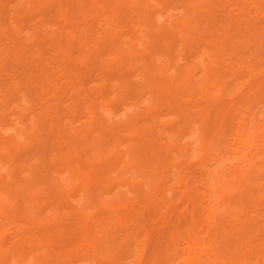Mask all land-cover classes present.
Listing matches in <instances>:
<instances>
[{"label": "bare ground", "instance_id": "obj_1", "mask_svg": "<svg viewBox=\"0 0 264 264\" xmlns=\"http://www.w3.org/2000/svg\"><path fill=\"white\" fill-rule=\"evenodd\" d=\"M49 1H51V2H49ZM47 0V2H49V3H47L46 1H45V4H46V6H45V4H44V2L43 1H39V2H37V8H39L38 10L39 11H42L43 12V9L44 8H46V10H45V12H48V14L50 13L48 10H51L50 8H52L53 6V4L55 5V2L57 3H60V6H62L63 5V7L64 8H62V13H61V11H58V9L56 10V12H55V14L56 15H61L62 16V23H60V25H59V27H61V28H59V32L53 37L54 39H56V47H58V46H61V47H59L60 49V51L61 50H63V48H67V49H64V50H66V51H64V52H66L64 55H65V57H61V59L59 60L60 61V65H62L64 68L63 69H65V68H67L66 69V72L69 70V72L71 73H69L73 78H74V76L75 77H77V78H74L75 80H77V83H79V81H81L82 79H81V75H79V73H81L82 71V68H80L81 70H80V72H79V69H78V67H76L75 68V66H76V60H77V58L75 59V62H74V60L71 58L72 56H73V54H72V52L73 51H75L74 50V48H76V46L75 45H73V42H72V44H71V41H69L68 39L70 38H68L67 37V35H66V32L64 33V30H65V28H67V27H69L70 26V24H72L73 22L72 21H74L76 18L74 17V15H75V13H74V11H75V4H76V0H68L69 2L67 3V1H66V3H63L64 1L62 0ZM52 1H53V3H52ZM55 1V2H54ZM86 1V0H85ZM116 1V0H115ZM181 1V0H180ZM186 2V5H185V8L184 9H186V11H185V15H186V17H185V15H184V17H185V19H183V21H180L179 20V22L177 23L178 25H179V27L177 26V31L178 32H180V31H184V30H199L198 32H195V33H198L199 34V38H203V37H206V36H203L202 34L205 32V34L204 35H207L208 36V34H213L214 32H215V30H219V28H223L224 26H225V23L226 22H228L227 21V19H228V17H226V21H224L225 19V16H224V18H223V20H217V21H219V22H221L220 24H218V28H216L215 30H213V29H211L212 27H208L209 25L207 24V20L203 17L204 15H207L208 14V12H204L203 14L204 15H202L201 13H202V10H201V8L202 7H206V5H207V2H205L204 0L202 1V3H201V1L199 2V1H193L192 0V2H191V0H183V1H181V2H183L184 4H185V2ZM206 1H208V0H206ZM213 1V0H212ZM217 0H214V2H211V3H209L208 2V4H209V6H211V4H216L217 2H216ZM221 2V3H223V5H224V8H225V6H226V4H229V3H227L228 1H231V0H225V2H226V4H224V0H218V2ZM26 2V1H25ZM31 2V1H30ZM62 2V3H61ZM84 2V1H83ZM90 2H92V1H90ZM139 3H138V5L134 8V9H136V11H138V14L140 15H137L138 17H140V19H142L143 21H144V19H145V21H146V23H145V21H144V23H145V25L144 26H146V27H148V34L147 35H152V36H150V39L152 38V37H154L155 35V33L158 35L159 33L160 34H163V32H161V31H163L164 30V33H167L166 31H165V29H162L161 27L160 28H157V27H155L154 26V24H153V22H152V20L151 19H149V13H150V9L148 8V6H146V4H144L141 0L140 1H138ZM189 2H191V3H189ZM200 3L199 5H201V4H203L204 6H200V8H198L197 7V5L198 4H196V3ZM218 3V5H220L221 7H223L222 5H221V3ZM2 4H0V5H2V8H1V12L3 13L2 15H3V19L4 20H6V19H8L9 20V18H8V16L7 15H5L6 14V11H5V3H3V2H1ZM27 3V2H26ZM204 3H206V5L204 4ZM240 3V2H239ZM244 3V2H243ZM34 4H36V3H34ZM67 4V5H66ZM69 4V5H68ZM90 4V3H89ZM111 4V3H110ZM196 4V5H195ZM77 5V4H76ZM116 5V4H115ZM119 5V4H118ZM134 5V4H133ZM243 5V4H242ZM262 5V4H261ZM68 6V7H67ZM78 6V5H77ZM95 6V5H94ZM98 6V5H97ZM186 6H187V8H186ZM4 7V8H3ZM50 7V8H49ZM79 7V6H78ZM111 7V6H110ZM208 7V6H207ZM227 7V6H226ZM49 8V9H48ZM57 8V7H56ZM77 8V7H76ZM198 8V9H197ZM209 8H211V7H209ZM258 8V7H257ZM262 8H264V7H262L261 6V9ZM53 9V8H52ZM55 9V8H54ZM53 9V10H54ZM87 9V8H86ZM92 9V8H91ZM187 9H189L190 10V12H189V10H188V12H187ZM200 9V10H199ZM110 10V9H109ZM121 10V8L119 7V6H115V7H113V9H112V11L113 12H115V15H114V17L116 16L117 18H118V20H120V21H122V19L121 18H125V19H127V15L125 14V12H123L124 11V9H123V11L121 12L120 11ZM194 11V14H193V17L195 18V20L194 21H192V18H191V16H190V13L192 14L193 12H191V11ZM199 10V11H198ZM225 9H222V11H224ZM52 11V10H51ZM201 11V13H199ZM208 11V10H207ZM262 11H264V10H262ZM54 12H53V14H51L52 16H51V18L53 17V15H54V17L56 16L55 14H54ZM59 12V13H58ZM89 12V11H88ZM225 12V11H224ZM83 13V12H82ZM86 13V12H85ZM201 14V15H199V14ZM253 13V12H252ZM14 14V13H13ZM16 14V13H15ZM14 14V15H15ZM134 14V13H133ZM184 14V13H183ZM188 14V15H187ZM211 13H209L208 15H210ZM224 14V13H223ZM18 15V14H17ZM20 15V14H19ZM78 15H80V14H78ZM83 15V14H82ZM196 15V16H195ZM205 16L206 18L207 17H209V16ZM224 15H227L226 13L224 14ZM251 15V14H250ZM249 15V16H250ZM44 16V15H43ZM58 16H56V18L54 19V21H59V17ZM143 16V18H141ZM190 16V17H189ZM228 16V15H227ZM53 17V18H54ZM115 17V18H116ZM203 18V19H205L206 20V22L205 23H203L205 20H201V18ZM43 18V17H42ZM78 18V17H77ZM86 18V17H85ZM93 18V17H92ZM117 18H116V20H117ZM196 18H197V20H196ZM211 18V17H210ZM221 18V19H222ZM241 18V17H240ZM243 18V17H242ZM13 19V18H12ZM105 19V18H104ZM137 19V18H136ZM186 19H187V21H190L189 23H186L187 21H186ZM214 19V18H213ZM250 19H252V18H250ZM11 20V19H10ZM78 20V19H77ZM139 20V19H138ZM211 20V19H210ZM120 21H118V22H120ZM185 21V22H184ZM198 21H200V22H202L203 24H201L200 22H198ZM241 21V20H240ZM239 21V22H240ZM37 22V21H36ZM40 22V21H39ZM44 22V21H43ZM77 22V21H76ZM85 22V21H84ZM113 22V21H112ZM117 22V23H118ZM198 22V24L199 25H194V23H197ZM248 24H245L246 25V27H245V25H243L244 27H239L238 28V30H237V32H240V33H238V35H239V37H238V35H237V33L236 34H233L234 36H236L237 35V37L239 38V39H241V42H245L247 39V41L248 42H251V38L249 37V35L252 37L253 36V38L255 37V38H257V37H261V35H262V37H264V27H262L261 26V28H262V30L260 29V26L259 27H257L256 26V28L255 27H253V26H251V28H255V29H259V30H256V31H254L255 32V34H254V32H252L251 31V28H250V26H249V24L250 25H253V23H252V21L251 20H247L246 21ZM3 23V22H2ZM110 23V22H109ZM116 23V22H115ZM116 23V24H117ZM192 24L193 25V27L195 26L196 27V29H192V27L190 26H188L187 24ZM208 23H209V21H208ZM215 23H216V21H215ZM245 23V22H244ZM252 23V24H251ZM58 24V23H57ZM78 24V23H77ZM86 24H87V22H86ZM121 24V23H120ZM123 24V23H122ZM121 24V25H122ZM190 24V25H191ZM204 24H205V26H204ZM207 24V25H206ZM222 24V25H221ZM241 24V23H240ZM84 24L82 23V26H83ZM91 25V24H90ZM110 25V24H109ZM202 25V26H201ZM211 25V24H210ZM213 25V24H212ZM224 25V26H223ZM43 26H45V25H43ZM75 26V28H76V23H75V25H72V27L70 26V28H73ZM82 26H81V28H82ZM118 26H119V23H118ZM117 26V27H118ZM123 26V25H122ZM220 26H222V27H220ZM255 26V25H254ZM37 27V26H36ZM80 27V26H79ZM87 25H86V28L85 29H87ZM113 27V26H112ZM116 27V26H115ZM123 27H125V26H123ZM122 27V28H123ZM181 27V28H180ZM206 29H204V28ZM13 28V27H12ZM17 28V27H16ZM93 28V27H92ZM101 28V27H100ZM108 28V27H107ZM114 28V27H113ZM120 28V27H119ZM122 28H120V29H122ZM128 28V27H127ZM191 28V29H190ZM201 28V29H200ZM202 28L204 29V30H202ZM237 28V27H236ZM235 28V29H236ZM246 28V29H245ZM248 28H249V31H248V38H246V36H247V34L246 33H244L245 32V30H248ZM182 29H184V30H182ZM242 29H243V32H241L242 31ZM255 29H252V30H255ZM34 30V29H33ZM73 30H74V28H73ZM82 30H84V29H81V31ZM88 31H89V29H87ZM92 30V29H91ZM187 30L186 31H184L185 33H187ZM213 30V31H212ZM14 31V30H13ZM35 31V30H34ZM44 31V30H43ZM56 31V30H55ZM105 31H108V30H105ZM119 31V30H118ZM125 31V30H124ZM176 31V30H175ZM174 30L173 31H168V32H170V33H167L166 34V36H165V34H163V36H165L167 39V42L166 43H168L169 42V44H167V45H169V46H171V47H167V45H165L166 46V49L168 50V52H169V50L170 49H173L174 50V48H175V46L174 45H176V47H177V44L178 43H176V41L174 40V38H172V37H176L175 36V33L177 34L178 32L176 31L175 32ZM202 31V32H201ZM209 31V32H208ZM211 31V32H210ZM227 31V30H226ZM254 34H250L251 32ZM33 32V31H32ZM39 32V31H38ZM72 32V31H71ZM80 32V31H79ZM85 33H86V31H84ZM90 32V31H89ZM92 32H94V31H92ZM92 32H91V34H92ZM99 32H101V31H99ZM120 32H121V30H120ZM224 32V31H223ZM247 32V31H246ZM30 33V32H29ZM37 33V32H36ZM35 33V34H36ZM123 33V32H122ZM121 33V34H122ZM174 33V34H173ZM192 33H194V32H192L191 31V34H190V32L188 33L189 35V37L186 39V40H188L190 37H192ZM241 33H243V34H241ZM11 34V33H10ZM13 34V33H12ZM68 34V33H67ZM71 34V33H70ZM73 34V33H72ZM81 35H83V36H85L84 34H83V32L82 33H80ZM79 34V36H81ZM94 34V33H93ZM101 34V33H100ZM118 34H120L119 32H118ZM118 34L117 33H113V32H107L104 36H103V39L102 40H98V39H95V40H87L85 37V39H83V36H81L82 37V39H83V41H82V44L85 46V44L87 45L88 44V42H89V44L88 45H90L91 47H93V49H91V51H90V49H87V50H85V53L82 55V57H80L81 58V60L79 61L80 62V64L79 65H82V64H84L83 65V67L86 69V70H89V69H94V68H99V63L101 62V61H104V58H101V56H102V54H103V52H104V50H105V52H107V50H109V51H111V53L112 54H117V55H115L116 57H118V59L120 60H117V61H115L114 63H116V64H114L113 62V64H109V66H106V65H104V66H106V67H102V71H103V74H104V76L105 77H107L108 75H112V74H115L116 76L118 75L120 78H121V80L119 81L115 76V79H117L116 81V83H115V85H117V86H119V88H123V93L124 92H126L125 94H127V93H131V91H132V93H134L135 92V90L136 89H138V88H140V87H142L141 89H139L138 90V95H139V93L141 92V94L140 95H142V94H144V95H148V93L149 94H151L150 96H152L153 98H151V101H150V106H149V108H146V110H140V107H138L139 109L137 110L138 112L140 111V114L137 112V114L136 115H134L135 117H137V115H139V116H143V115H145V116H143L145 119L147 118H150L149 117V113L151 114V110L152 111H154V110H156L157 109V107H160L159 109H157L156 111H154V112H158V114L161 112V111H163L162 110V108H164L165 107V104L168 106H166L167 107V109L169 110V108L170 109H173V110H176V111H173V112H171V113H173V116L174 115H176V118H177V116L179 115V119L177 118V120H180V118H181V116H180V114H182L183 113V115H182V119L180 120L181 121V123H180V121H178L179 123V125H180V127H175V130H174V128L172 129V126H171V124H167L168 126L167 127H165V129L169 132V129L171 128V132L172 133H174V131H175V133L174 134H171L170 132L168 133L166 130L165 131H163V129H162V131L164 132V134H161L162 133V131L160 130L161 128H160V124H159V122L158 121H153L155 118L154 117H151V118H153V119H151L150 118V122H148L147 121V119L145 120L146 122L142 125V122L141 121H138L139 119V117L138 118H135V119H133V116L132 117H129V118H127L125 121H124V123L122 122L120 125L118 124H116V123H114L113 121V124L111 123V124H109V122H107L106 123V121L104 122V119L102 120V118H104V117H102L101 115H100V117H102V118H100L99 117V113H101V112H99L98 113V109L95 107V106H97V105H95V104H92V103H94V102H92V103H89L88 104V102H90V100L91 101H93L88 95H90V94H88L87 95V97H86V94H83V95H81V94H76V93H74L73 95H71V93L74 91V90H70L71 88L73 89V87L74 86H76V82H75V80H73V78L72 77H68L69 78V80H70V83H69V81H68V83H65V85L67 84V86H64V84H63V87L61 86V84H58L57 85V83H53V80H49V78L51 77L50 75V77L48 76V72L47 73H44V71H46V69L44 68V66L42 67V62L44 61V60H41V61H39L36 65H38V68L40 69V72H41V70H43V68H44V70L42 71L43 73H44V75H45V78H46V74H47V76L49 77L48 79L46 78L45 79V83L46 82H48V86L47 85H45L44 84V82H43V85L42 86H47V88H46V90H44L43 88H42V91H43V95L42 96H45L44 94L46 93V95H48L47 93H48V91L49 90H51V91H53V89H52V85H55L56 84V86H54V88H55V91L57 92V94H61V95H63V94H67V92H65L64 93V91H67V90H69V93H70V95L71 96H69V97H71L70 99H72L71 100V104L74 106L75 105V107H76V109L73 111V112H77V113H79L80 112V110H82V109H79V108H83V109H86L88 112H89V115H90V113H91V115H90V117H89V120H87V121H89V123H87L88 125H86L87 126V130H85V129H81V128H79L77 131L76 130H74V129H72V130H74L73 132H72V130H69V131H67L68 129H65L64 128V130L62 129V128H60L61 130H63V131H65L66 130V132H58L57 131V129H58V126L57 125H59V123H60V118H61V112L60 111H62V110H60V109H58V108H60L59 107V105L57 104L56 105V109L54 108V105H53V107H49L48 106V109H47V107H46V109H43V108H41L42 110L40 111V112H42V113H44V116L46 115L45 114V112L47 113V116H48V113L49 112H51L53 109H54V111H52V115H51V113H49V115H50V117H52L53 116V119L51 120V124H49L50 122L49 121H47L46 122V119L45 120H42L43 119V116H40V118H42L41 120H40V118L39 117H37L38 119H36L35 121H37L36 123H35V125H36V127H37V129L35 128V131H33L32 133H34V132H40L41 131V133H42V135H43V133L45 134V136L44 137H46V140H48V139H50L49 141H51L52 142V140H53V144L50 146V147H52L53 146V148L52 149H56L57 150V146L59 147L58 148V150L60 149V148H63V147H65V148H63L64 150H62L61 151V149L58 151H55V154H54V150H51V148H49V147H47V149L46 148H44L43 147V145H41L42 146V148L45 150V152L43 151V149L41 148V149H38V150H40V151H42V152H40L41 154H39V153H37V154H39L38 156L40 157L39 158V160L41 161L42 160V163L40 162V164L39 163H37V164H39L38 166H35V168H33L34 166H31V167H29V169L31 168V170H28V173L27 174H29L27 177L30 179V181H33L34 180V182L36 183L37 181H35V177L33 176V175H35L36 174V176H38L39 174H41V171H42V167L43 166H45L46 164H48V163H51L52 161L54 162H52V164H55L54 166H57V167H59V166H62V168H60V169H63V167H64V169H69V173H70V175L72 174V172H73V176L74 177H72V175L70 176V177H72V178H74V179H72L73 181V183H71V184H69L70 182H71V180L70 179H66V180H70L69 182H66V183H68L69 184V186H71V187H67V185H65L64 187H59V185L57 184V186L54 184L57 180H58V177H57V179H55L53 176L49 179V177H48V181L46 182L47 184H49V194H51V196H52V198H50L51 199V204L50 203H47L48 205L50 204V206H52L53 205V207H54V209L53 210H55L54 211V214L56 215V214H58L59 212H60V209H62V208H64L65 206H63V205H66V207H67V204H65V203H67V201H68V199H66L67 198V196H66V194H68V192L71 194V193H76L77 191H79V190H77L76 191V187L78 186V188H80L81 186L83 187V186H85L84 188H83V190H80L81 192V195H79V197L80 196H82V194H83V192H84V195H85V198L87 199H85L86 200V204H85V202H83V204H85L86 206V208H84V209H87V206H88V208H90V206H92V207H94L93 208V210H95V212L96 213H94V214H99V215H101L102 217H103V215H104V217L106 216V215H110V214H114V216H113V214H112V216L111 217H115V219H109L110 217H108V216H106V218H108L107 220H106V218H104V219H102L101 218V216L99 217V221H98V219L96 218L95 219V217H97V216H99V215H92V216H94L93 218L94 219H91L90 217H87L86 216V218H85V220H83L82 219V221L84 222V224H81V228L80 229H83V230H79L80 231V233H79V231H77L78 232V234L79 235H77V236H75V237H77V238H73L72 236H70V237H72L71 238V241L73 240V239H77V246H73L72 248H76L75 250L74 249H72L71 247H69L70 249H68L67 250V247H65L66 248V250L65 249H61V247L59 246H56V245H50V246H52V247H54V246H56V247H58L60 250H63V251H67L68 253H70L71 254V252H73V253H75V251L76 252H78L79 250H82L83 248H84V250L85 251H87L86 253H84V251L82 250V253L83 254H85V255H82V256H79V257H85V258H83V259H86V257L88 256V258H89V260L88 261H90V259H91V263L90 264H237V261L238 260H241L244 264H250V263H253V264H262V263H264V242H262V243H260V244H257V245H255V246H249V245H245L244 247H242V244L244 243V239H243V235L245 234L246 235V237H248L250 234H252L255 230H257V222L256 221H254V220H250V221H245L244 219H242V217H240L239 219H238V222H237V214H247V207H245V204H244V200H250L251 201V203H253V204H260L262 201H264V185H262L261 183H259L260 182V180L262 179V178H264V140H260V139H264V123H261V125H258L257 123L255 124V123H251V124H246V125H244V127H242L243 126V123H241V127H240V125L239 126H236L237 125V122H236V124H234V122L236 121V116H237V112H238V109H237V105H239V104H237V102H235V101H233L232 102V104L230 105L229 104V102H227L228 104H229V107H227V106H225L226 108H224V106H223V108H218V111H216L217 109H215V107H213L214 109H215V111L213 110V109H209L208 108V110H203V109H205V108H202V109H200L201 111H199V109L197 110V111H199V112H197V114H195V115H193L192 114V112L194 113V110H192V108H194V106L192 105H190V107H189V104H191V103H193L194 101H192L193 99H194V97H196L195 95H198V93H199V95L201 94V96L203 97V98H205L204 100H206L207 99V101H210V102H212L211 100H213L214 98H217V97H219L221 94H222V92L224 91V90H226L225 91V93H230L231 94V92H234V89L235 88H237V83L236 82H234L235 81V79L234 78H232L233 80H231V78L229 79H227V77L226 76H228L229 74L231 75V72H230V69L232 70V68H233V70H234V67L236 68V66L238 65H236V66H234V64L235 63H233V66L232 65H229V66H227L228 68H230L229 69V74H228V72L226 71H224V69L222 68V66L225 64V66H226V64L227 63H225L224 61H225V59L223 60V57L224 56H226V54H224V55H222L223 54V52H224V50L226 49V51H227V54H229L230 52H232V54H234V51H235V48H236V45H232L233 47H231V46H229L230 45V38H225V39H223V40H228L229 39V42L228 43H226L225 41H223L222 40V42H220V40H213L211 43H212V46L214 47H211L212 49H213V51L212 50H210L211 52V54H213V56L215 57H213L211 54H210V56L212 57V58H214V61H213V59H212V62H210L211 61V59L208 61V63H206V64H211L212 63V66L210 65V67H209V65L207 66L206 65V69H207V67H209L208 69H207V71L205 70V72H206V75H205V73H204V75H205V80H204V82H202V83H199V84H197L198 82H195L194 81V75H196V73H197V69L195 68V66L193 67L194 69H192L191 67H188V69L190 70V69H192V70H190L191 71V74H190V72L188 71V69L187 68H185L186 70L185 71H183V72H181V71H178L177 70V68H176V70L178 71V78L179 77H181V78H183V81H181L180 83H178V82H176V79L174 80L173 79V77H172V80H170L169 81V79L171 78H166L167 76L165 75L166 74V70H164L163 68H168V67H162V65L161 66H159V68H158V70H157V68H155L156 66H152L153 64H149V65H145V67H144V69H142L143 71H141V69H139V71H141V73L140 74H142V76L143 77H145L146 78V83H144V81H143V83H144V85L143 86H141V85H139L140 87H137L138 85V83L136 84L137 86H134V84H132V82H131V80L129 79V77H131L130 76V74H132V73H130L129 74V72L131 71L130 69V63H128L127 61V58L129 57V59H130V57L132 56V57H138V56H140L141 58H144V57H142L143 55L142 54H128V52H127V54H124L123 53V50H121L120 49V41H119V37H118ZM197 34V35H198ZM201 34V35H200ZM34 35V34H33ZM36 35H38V34H36ZM154 35V36H153ZM172 35V36H171ZM194 36L196 35V34H193ZM197 35L195 36V37H197ZM209 35V36H210ZM227 35V34H226ZM241 35V36H240ZM244 35V36H243ZM87 36V35H86ZM89 36V35H88ZM148 36V37H149ZM168 36V37H167ZM193 36V38H195ZM202 36V37H201ZM228 36V35H227ZM232 36V35H231ZM257 36V37H256ZM32 37V36H31ZM36 37H38V36H36ZM35 37V38H36ZM81 37L80 38H78V39H80L81 40ZM99 37V36H98ZM101 37V36H100ZM222 37V36H221ZM242 37H244V41L242 40ZM168 38H171V39H173L174 41H172V40H170V39H168ZM177 38V37H176ZM236 38V37H235ZM237 38V39H238ZM250 38V39H249ZM252 38V42H251V44H254L255 42H256V45L257 46H259V48H260V50H264V49H262V48H264V46H262V45H264V44H262L261 46H260V44L259 43H261V42H264V41H260V39H258V40H256V39H253ZM198 39V37L197 38H195V39H189V40H197ZM221 39V38H220ZM237 39H235V40H237ZM15 40V39H14ZM35 40V39H34ZM39 40H41V39H39ZM189 40L188 41H185V44H186V42H188L189 43ZM201 40V39H200ZM226 40V41H227ZM234 40V41H235ZM262 40H264V39H262ZM43 41H44V39H43ZM194 41V42H195ZM217 43L216 45H215V42ZM234 41H231V43H233ZM238 41V40H237ZM246 41V43H247V45H246V43H244L245 45H246V47H248V48H246V49H253V46L255 47V45H250L248 42ZM45 42V41H44ZM58 42V43H57ZM76 42V41H75ZM81 42V41H80ZM191 42V41H190ZM225 42V43H224ZM239 42V41H238ZM259 42V43H258ZM38 43V42H37ZM41 43V42H40ZM79 43V42H78ZM107 43V44H106ZM138 43H139V41H138ZM165 43V44H166ZM176 43V44H175ZM186 44V45H188V46H190L189 44ZM191 43H193V42H191ZM235 43V42H234ZM233 43V44H234ZM107 46H106V45ZM185 44H183L184 46H185V48L183 47V45L181 46V47H183L184 49H186V48H188ZM227 44V45H226ZM236 44V43H235ZM244 44H242L241 43V45L239 44V46H240V48H244L245 46H244ZM259 44V45H258ZM41 45V44H40ZM122 45V44H121ZM197 45V43L196 44H194V46H196ZM237 45H238V43H237ZM249 45V46H248ZM2 46V45H1ZM23 46V45H22ZM55 46V45H54ZM83 46V47H84ZM148 46V45H147ZM197 46H199V45H197ZM196 46V47H197ZM227 48H226V47ZM239 46H237L238 48H239ZM242 46H244V47H242ZM256 46V47H257ZM103 47V48H102ZM129 47V46H128ZM181 47H179V48H175V52H177V50L179 49H181L182 50V48ZM210 47V46H209ZM225 47V48H224ZM235 47V48H234ZM250 47V48H249ZM252 47V48H251ZM256 47H255V49L254 50H256ZM81 48H82V46H81ZM85 48V47H84ZM170 48V49H169ZM191 48V47H190ZM231 50H230V49ZM14 49V48H13ZM102 49H104V50H102ZM123 49V48H122ZM135 49V48H134ZM222 49H224L223 51H222ZM246 49H241V51L242 50H245L246 51ZM258 49V48H257ZM10 50H12V48L10 47ZM73 50V51H72ZM77 50V49H76ZM101 50V51H100ZM173 50H171V52L173 51ZM178 50V53L177 54H180L179 52L181 51H179ZM190 50V49H189ZM229 50V51H228ZM238 50V49H237ZM240 50V49H239ZM9 50H7L6 52H8ZM25 51V50H24ZM59 51V52H60ZM84 51V50H83ZM90 51V52H89ZM103 51V52H102ZM136 51V50H135ZM221 51H222V53H221ZM249 51V50H248ZM258 51V50H257ZM6 52H5V55H6V57L8 58V59H10V61H12V59H13V61H19L18 59V55H16L15 56V54H13L12 53V51L11 52H9L10 54H6ZM29 52V51H28ZM42 52V51H41ZM43 52H44V50H43ZM55 52V51H54ZM64 52H62V53H64ZM129 52L131 53L132 51H130L129 50ZM187 52V51H186ZM186 52L184 53L185 55H188V54H186ZM229 52V53H228ZM240 52V51H239ZM258 52H260V51H258ZM18 53V52H17ZM37 53V52H36ZM173 53V52H172ZM188 53V52H187ZM218 53H219V55H218ZM225 53V52H224ZM241 53V52H240ZM35 54V53H34ZM105 54V53H104ZM103 54V55H104ZM107 54V53H106ZM110 54V53H109ZM108 54V55H109ZM232 54H230L231 55V59L233 58L232 56H234V58H235V56H236V54L235 55H232ZM252 54V53H251ZM260 54V53H259ZM29 55H30V52H29ZM40 55V54H39ZM52 55V54H51ZM61 55H63V54H61ZM81 55V54H80ZM147 55V54H146ZM159 55V54H158ZM253 55V54H252ZM23 56V55H22ZM127 58H126V57ZM183 56V55H182ZM228 56V55H227ZM226 56V57H227ZM262 56H264V55H262ZM21 57V56H20ZM40 57V56H39ZM115 57V58H116ZM220 58V60H222L224 63H222V61H220L219 60V58ZM222 57V58H221ZM230 57V56H229ZM6 58V59H7ZM31 58H32V56H31ZM49 58V57H48ZM47 58V59H48ZM64 58H65V60H64ZM152 58V57H151ZM186 58V57H185ZM233 58V59H234ZM250 58H251V56H250ZM260 58V57H259ZM45 59V58H44ZM46 59V60H47ZM111 59V58H110ZM146 59H148V58H146ZM161 59V58H160ZM165 59V58H164ZM177 59V58H176ZM176 59H175V61H176ZM2 60H4V57H3V59ZM48 60H51V61H48L49 63L46 65V66H49V64H54V63H51V62H53L54 61V59H53V61H52V59L51 58H49ZM62 60H64V61H62ZM7 61V60H6ZM109 61H111V60H109ZM119 61V62H118ZM143 61V60H142ZM141 61V62H142ZM251 61V60H250ZM41 62V63H40ZM47 62V61H46ZM76 63V64H74V63ZM151 62V61H150ZM220 62H221V64H220ZM23 63V62H22ZM25 63H27V62H25ZM34 63V62H33ZM102 63V62H101ZM128 63V64H127ZM148 63V62H147ZM204 63V64H205ZM133 64V63H132ZM171 64V63H170ZM170 64L168 65V66H170ZM246 64H248V63H246ZM3 65V64H2ZM7 65H9V64H7ZM12 65V64H11ZM28 65V64H27ZM36 65H35V67H36ZM43 65H45L44 63H43ZM158 65V64H157ZM221 65V68L223 69V70H221V72H222V76H223V78H224V80L222 79V80H220L219 78L221 77L222 78V76H220L221 75V73H218V69H219V66ZM45 66V67H46ZM62 66H60V67H62ZM78 66V65H77ZM129 66V67H128ZM225 66H223V67H225ZM231 66V67H230ZM241 66V65H240ZM250 66V65H249ZM17 67V66H16ZM51 67V66H50ZM87 67H89L88 69H87ZM91 67V68H90ZM160 67H162V69L164 70H160L161 68ZM187 67V66H186ZM203 67V66H202ZM205 67V66H204ZM227 67H225V70H226V68ZM6 68V67H5ZM22 68V67H21ZM34 68V67H33ZM38 68L36 67V71L34 72V71H32L31 72V70H30V73H29V75L28 76H30L29 77V79L28 78H26L27 80H25V82L26 81H29L30 82V80H32V79H37L38 80V77L39 78H41V76L39 75V70H38ZM47 68H49V67H47ZM52 68H53V66H52ZM55 68V67H54ZM77 69L78 70V72H74L75 71V69ZM130 68V69H129ZM155 68V69H154ZM172 68V67H171ZM248 67H246V69H247ZM100 69V68H99ZM112 69H115V70H112ZM127 69H129V72L128 73H126L125 71H128ZM216 69V70H215ZM250 69V68H249ZM249 69H247L246 71H247V73L249 74V75H245L246 77L247 76H250L249 78L250 79H247L248 81L247 82H242L241 83V86H240V88H241V90L243 91L245 88L247 89V91L246 92H244V93H242V95L244 96V97H246V99H247V97H248V99L250 100V99H252L253 100V96H254V98L256 97L257 98V93H259V92H264V80H262V79H264V77H257L256 76V78H254L253 79V77H255V76H253V74H251V73H253V72H251V71H249ZM76 70V71H77ZM134 70V69H133ZM132 70V71H133ZM171 70V69H170ZM182 70V69H181ZM195 70V71H194ZM63 71H65V70H63ZM74 73V74H72V72ZM188 71V72H187ZM137 72V71H136ZM187 72V73H186ZM233 72H235V71H233ZM17 73V72H16ZM33 73V74H32ZM43 73H40V74H43ZM65 73V72H64ZM63 73V74H64ZM176 73V72H175ZM180 73V74H179ZM184 73V74H183ZM195 73V74H194ZM223 73H225L226 75H223ZM260 73V72H259ZM36 74H38V75H36ZM136 74V73H135ZM171 74V73H170ZM190 74V75H189ZM252 76H251V75ZM34 77V78H32V76ZM43 75V76H44ZM129 77H128V76ZM183 75H185V77L183 76ZM262 75H264V74H262ZM36 76H38V77H36ZM43 76H42V78H43ZM66 76H68V74H66ZM117 76V77H118ZM183 76V77H182ZM260 76V75H259ZM1 77V76H0ZM118 77V78H119ZM134 77V76H133ZM187 77V78H186ZM214 77H215V79H214ZM235 77V76H234ZM237 77V76H236ZM11 78V77H10ZM42 78L40 79V80H42ZM67 78V79H68ZM70 78H72V79H70ZM119 78V79H120ZM124 78V79H123ZM177 78V79H178ZM198 78H199V76H198ZM203 78V77H202ZM211 78L212 79H214V81H212V82H210V80H211ZM257 78H258V80H257ZM44 79V78H43ZM180 79V78H179ZM195 79H196V77H195ZM218 79L221 81V83H220V81H218ZM225 79H226V81H225ZM1 78H0V82H1ZM10 80V79H9ZM13 80V79H12ZM16 79H14V81H15ZM47 80V81H46ZM49 80V81H48ZM72 80H73V82H72ZM79 80V81H78ZM133 80V79H132ZM135 80V79H134ZM145 80V79H144ZM173 81V82H172ZM245 81H246V79H245ZM255 81H257V82H255ZM260 81V82H259ZM3 82V81H2ZM2 82L0 83V86H1V88H2ZM67 82V81H66ZM82 82V81H81ZM175 82V83H174ZM226 83L225 84V87H223V88H221L220 86H222L224 83ZM32 83V82H31ZM83 83V82H82ZM178 83V84H177ZM223 83V84H222ZM10 84V83H9ZM42 84V83H41ZM176 86H175V85ZM219 84H222V85H219ZM13 85V84H12ZM106 85V84H105ZM112 85V84H111ZM250 85V86H249ZM7 86V85H6ZM9 86V85H8ZM29 86V85H28ZM58 86H60V88H63V90L62 89H60V91H59V87ZM73 86V87H72ZM101 86V85H100ZM103 86V87H102ZM101 87L104 89V90H106L105 89V87H104V84L102 85ZM145 86V87H144ZM12 86H9L8 88H11ZM41 87V86H40ZM39 87V88H40ZM70 89H69V88ZM6 87H4V89H5ZM31 88V87H30ZM68 88V89H67ZM136 88V89H135ZM145 88V90H142V89H144ZM216 89L218 92L216 93V94H218L217 96H213L215 93H212V91H214L213 89ZM3 89V90H4ZM58 91H57V90ZM82 89V88H81ZM100 89V88H99ZM245 89V90H246ZM2 90V89H1ZM6 90V89H5ZM4 90V91H5ZM15 90V89H14ZM103 90V91H104ZM15 91H17V90H15ZM40 92H41V89L39 90ZM54 91V92H55ZM134 91V92H133ZM140 91V92H139ZM45 92V93H44ZM56 92L54 93V94H56ZM98 92V91H97ZM101 92V91H100ZM240 92V91H239ZM37 93V92H36ZM49 93H50V91H49ZM83 93V92H82ZM158 93V94H157ZM181 93V95H184V96H188L189 98H192L191 100L190 99H188V101L186 102V104H185V102H184V99H183V103L182 102H180V100H178L179 99V94ZM182 93H184V94H182ZM187 93V94H186ZM197 93V94H196ZM7 94V93H6ZM9 94V93H8ZM57 94H56V96H57ZM76 94V95H75ZM103 94V93H102ZM153 94H156V95H153ZM215 94V95H216ZM4 95V94H3ZM144 95H142V96H144ZM198 95V96H199ZM241 95V96H242ZM10 96V95H9ZM36 96V95H35ZM34 96V97H35ZM41 96V98L43 99L44 97H42ZM186 96V97H187ZM200 96V97H201ZM233 96V95H232ZM242 96V97H243ZM28 97V96H27ZM38 97V96H37ZM48 97H49V95H48ZM52 97H53V94H52ZM88 97H89V99H88ZM234 97V96H233ZM242 97H241V99H242ZM260 97V96H259ZM29 98H30V96H29ZM54 98V97H53ZM130 98V97H129ZM149 98V97H148ZM181 98V97H180ZM198 98V97H197ZM203 98H201V100L203 99ZM235 98V97H234ZM237 98V97H236ZM40 99V98H39ZM186 98H185V100H187ZM245 99V98H244ZM34 100H36V99H34ZM87 100H88V102H87ZM96 100V99H95ZM129 100V99H128ZM133 100V99H132ZM230 100V99H229ZM243 100V99H242ZM255 100V99H254ZM257 100V99H256ZM255 100V101H256ZM31 101V100H30ZM48 101V100H47ZM57 101V100H56ZM72 101H73V103H72ZM139 101V100H138ZM179 101V102H178ZM192 101V102H191ZM206 101V102H207ZM215 101V100H214ZM247 101V100H246ZM84 102H86L85 104H87L86 105V107H84ZM96 102V101H95ZM140 102V101H139ZM165 102V103H164ZM197 102V101H196ZM195 102V103H196ZM201 102H203V101H201ZM200 101H199V103H201ZM205 102V103H206ZM230 102H231V100H230ZM235 102V103H234ZM243 102V101H242ZM245 102V101H244ZM251 102V101H250ZM258 102V101H257ZM135 103V102H134ZM143 103V102H142ZM249 103V102H248ZM163 106V107H161V105ZM173 104V105H172ZM184 104V105H183ZM194 104V103H193ZM242 104V103H241ZM38 105H41V107L43 106V102H41V104H40V102L38 103ZM178 105V106H177ZM199 104H197V106H198ZM224 105V104H223ZM152 106V107H151ZM155 106H157L155 109H154V107ZM174 106H176L175 108H177L179 111H177V109H175L174 108ZM243 106V105H242ZM58 107V108H57ZM166 107L164 108V110L166 109ZM172 107V108H171ZM185 109H184V108ZM248 107V106H247ZM20 108V107H19ZM45 108V107H44ZM50 108V109H49ZM96 108V109H95ZM102 109H106V108H103V107H101ZM100 108V109H101ZM184 110H183V109ZM191 108V109H190ZM217 108V107H216ZM243 108V107H242ZM58 109V110H57ZM91 109V112L89 111V110ZM149 109V110H148ZM181 109L183 110V111H181ZM44 110V111H43ZM60 110V111H59ZM103 110V111H104ZM107 110V109H106ZM191 110V111H190ZM213 110V111H212ZM250 110V109H249ZM79 111V112H78ZM100 111V110H99ZM147 111H150V112H147ZM204 111H206L207 113H204ZM245 111H247V110H245ZM39 112V111H38ZM106 112V111H105ZM104 112V113H105ZM110 112V111H109ZM170 112V111H169ZM202 112H203V115H202ZM251 112V111H250ZM77 113H74V115L76 116V114ZM103 113V112H102ZM104 113H103V115H104ZM108 113V112H107ZM112 113V112H111ZM175 113V114H174ZM178 115H177V114ZM191 113V114H190ZM195 113H196V111H195ZM199 113H200V115H202V117L199 115ZM240 113H241V111H240ZM39 114V113H38ZM247 114H248V111H247ZM39 115H41V114H39ZM160 115V114H159ZM238 115H239V113H238ZM24 116V115H23ZM152 116V115H151ZM173 116H172V118H173ZM193 116L195 117V116H197V117H195V119L193 118ZM201 117V119H200V117ZM243 116V115H242ZM46 117V116H45ZM199 117V119H200V121L197 119ZM253 117V116H252ZM252 117H251V119H252ZM240 118V117H239ZM49 119V118H48ZM51 119V118H50ZM49 119V120H50ZM157 119V118H156ZM235 119V120H234ZM242 119L244 120L245 119V117L243 118L242 117ZM241 119V120H242ZM25 120V119H24ZM169 120V119H168ZM177 120H175V122L177 121ZM250 120V119H249ZM22 121V120H21ZM31 121V120H30ZM34 120H33V122H35ZM55 121H56V123H55ZM253 121H254V119H253ZM252 121V122H253ZM32 122V123H33ZM54 122V124H52ZM59 122V123H58ZM66 122V121H65ZM148 122V123H147ZM28 123V122H27ZM140 123H141V125H140ZM155 123V124H154ZM247 123V122H246ZM30 124V123H29ZM55 124H56V126H55ZM159 124V125H158ZM165 124H166V122H165ZM164 124V125H165ZM177 124V123H176ZM252 124H254L253 126H254V129L255 130H253V127H252ZM65 125V124H64ZM155 125H157V126H159L158 128H157V126H155ZM163 125V124H162ZM164 125H163V127H164ZM175 125V123H173V126ZM235 125V126H234ZM59 126H61V125H59ZM74 126V125H73ZM156 127V130H158V131H156V132H159L161 135H163V136H161L160 134H158V133H154L155 132V127ZM170 126V127H169ZM229 126H231L233 129V136L234 137H232V139H234V140H232V141H229V142H227V143H225L224 144V146H223V144H220V142H221V139L222 138H224L225 136H226V131L227 130H229L231 127H229ZM67 127V126H66ZM85 127V125H83V128ZM89 127V128H88ZM25 128V127H24ZM27 128H28V126H27ZM31 128V127H30ZM69 128H72V127H69ZM77 128V127H76ZM160 128V129H159ZM168 128V129H167ZM176 128H177V131H176ZM251 128H252V132H253V134H251ZM33 129V128H32ZM39 129V130H38ZM93 129H96V130H98V131H101V133H102V136L104 135V137L102 138V139H100V138H98L97 136H99V134L98 135H95V136H93V137H91L92 136V134H93ZM180 129V130H179ZM21 130V129H20ZM28 130V129H27ZM160 130V131H159ZM174 130V131H173ZM231 130V131H232ZM31 131V130H30ZM76 131V132H75ZM179 131V132H178ZM178 132V133H177ZM182 132V133H181ZM35 133V134H36ZM90 133V134H89ZM107 133V135H105ZM178 134V136L176 135L175 136V134ZM181 133V135H185V134H189L190 135V137L192 138L193 136H195V139H196V137H197V139L198 140H196L195 141V139H194V141L197 143H195L194 142V145H195V154H193V155H195L194 157H192V158H190V160L191 159H193V158H195L194 160L196 161V160H198L199 159V161H200V159H210L211 160V164H215L217 161H220V165H219V163H217V164H215V166H214V164H213V166H214V168H210V166L209 167H207V169L203 172V174H201V176L203 177V181H201L202 183V189H203V191L202 192H200V194H199V191H198V193L197 192H195V194L197 193V195H194L193 197L192 196H190V195H188L187 193L185 194V192H186V190L189 188V187H192L191 186V184H192V182L193 181H195L196 180V178L197 179H199L197 176H199L200 175V173H202L201 172V170L199 169V165L198 166H195V164L193 165V166H195V167H191V166H187V164H186V162H187V154L189 153L188 151L189 150H186L185 149V146H183V144H180V142H179V139L177 140V137H179L180 134ZM25 134V133H24ZM28 134V133H27ZM35 134H33V135H35ZM38 134V133H37ZM125 134H128V135H126V136H128L129 137V135H130V139L128 140V137H125L124 135ZM194 134V135H193ZM196 134V135H195ZM23 135V134H22ZM29 135V136H28ZM28 135H26V137L25 138H27L25 141L28 143H33L31 140L32 139H34L33 137H32V135H31V133L30 134H28ZM30 135H31V138H30ZM225 135V136H224ZM25 136V135H24ZM106 136H108V137H106ZM185 136H187L188 138H189V136L188 135H185ZM232 136V135H231ZM100 137V136H99ZM122 137V138H121ZM123 137H125V138H123ZM153 137V138H152ZM162 137H164L166 140L164 141L163 139H162ZM9 138H11V137H9ZM42 138V137H41ZM57 138V140L56 141H54L55 139ZM58 138H59V140H58ZM60 138H63V139H60ZM66 138V139H65ZM90 138H92V139H90ZM96 138H98L97 140H96ZM126 138H127V140L128 141H130L129 142V144H128V141L126 140ZM184 138V137H183ZM186 138V137H185ZM251 138H254V142H253V140H252V145L250 144L251 143ZM14 139V138H13ZM29 139H30V141H29ZM88 139H90V140H96V142H90V141H88ZM100 139V140H99ZM154 141H152V140ZM66 140H69V141H67V143H66ZM124 142H123V141ZM160 140H163V142H161ZM189 140V139H188ZM49 141H47V142H49ZM125 141L127 142L125 145H124V143H125ZM152 141V142H151ZM170 141H172V142H170ZM226 141H228V140H226ZM19 142V141H18ZM41 142H43V141H41ZM46 141H45V143H47ZM57 142V143H56ZM91 144H90V143ZM159 142V143H158ZM238 142V143H237ZM16 142L15 141H12V140H8L7 142L5 141V142H3V145H5L6 146V148L5 149H7V147H8V149H7V153H8V155L10 154L11 155V150L13 149H15L16 147H18V148H20L19 146H17V143L15 144ZM27 143H25V145L27 144ZM28 143V144H29ZM54 143H56V144H59V143H66V144H61V146H63V147H61L60 145H56V144H54ZM88 143L90 144V146L88 145ZM96 143V144H95ZM158 143V144H157ZM171 143V144H170ZM186 143V142H185ZM229 143V144H228ZM23 144V143H22ZM96 145V147H95V145ZM128 144V145H127ZM219 144L220 145H222L221 147L222 148H220V146H219ZM19 145V144H18ZM46 145V144H45ZM54 145L56 146L55 148H54ZM92 145L94 146V147H92ZM120 145H122L123 147H124V149H123V147L121 148V146ZM127 145V146H126ZM237 145H239V147L241 146V147H245V148H247V149H243V150H246V151H248V152H246V153H249L250 152V154H252L251 155V157H250V155H246L249 159H246V158H244L245 157V155L243 154L242 156H243V160H242V156H239V157H237V154L240 152L239 151V149L241 148H237ZM1 146H2V143H1ZM23 147H21L20 149H18V148H16V149H18V150H21L22 151V149L24 148V145H22ZM48 146V145H47ZM89 146V147H88ZM92 147V148H91ZM1 149L0 150H2V147H0ZM39 148V147H38ZM49 148V149H48ZM96 148H98L97 150H96ZM127 148V149H126ZM193 148V147H192ZM220 148V149H219ZM5 149H3V150H5ZM26 149V148H25ZM90 149V150H89ZM93 149H95V150H93ZM122 149V150H121ZM173 149L175 150V154L173 153H171V151H173ZM176 149H177V151L179 152H177L176 151ZM223 149V150H222ZM18 150H16V152L18 151ZM35 150V149H34ZM37 150V152H39ZM89 150V151H88ZM127 151V152H125V151ZM228 150H230L233 154H234V158L232 159V161H230V162H228L227 163V160H226V157L224 156V153L223 152H225L226 153V155H228L227 153H228ZM242 150V151H243ZM254 150V152L253 153H251L252 151ZM256 150V151H255ZM9 151V152H8ZM52 152V153H50V155H49V153L48 152ZM93 151V154H89L88 152H92ZM125 152L124 154L122 153V152ZM223 151V152H222ZM4 152V151H3ZM6 152V151H5ZM15 152V151H14ZM177 152V153H176ZM193 152V153H194ZM216 152V153H215ZM56 153H58V154H56ZM241 153V152H240ZM243 153H245V151L243 152ZM5 154V153H4ZM32 154V153H31ZM50 156V157H48V155ZM89 154V155H88ZM174 155V156H176V154L178 155L179 154V156H177V158H178V160H177V162L176 161H171V159L173 160L174 159V157L173 158H171L170 156H172V155ZM6 155V154H5ZM12 155H14V154H12ZM11 155V156H12ZM23 155V154H22ZM21 155V156H22ZM25 155V154H24ZM53 155H55V157L53 156ZM57 155V156H56ZM59 155V156H58ZM85 155H87V157H85ZM192 155V154H191ZM239 155V154H238ZM23 157V156H22ZM26 157V156H25ZM12 157H8V160L9 159H11ZM20 157H18V159H19ZM38 158V157H37ZM56 158V159H55ZM85 158V159H84ZM128 158H129V160H128ZM29 159V158H28ZM175 159H176V157H175ZM235 159V160H234ZM239 160V162L241 161V165L239 164V162H238V160ZM17 160V159H16ZM34 160V159H33ZM37 160V159H36ZM39 160H37V162L39 161ZM52 160V161H51ZM125 160H127V161H125ZM190 160H188V161H190ZM2 161V160H1ZM10 161V163L12 164V162H14V160L12 161V159L11 160H9ZM48 161V162H47ZM49 161H51V162H49ZM71 161H72V163L73 162H75L74 163V165L75 166H73V168L75 169L74 171H72V169H70L71 168ZM24 162V161H23ZM31 162H32V160H31ZM30 162V163H31ZM47 162V163H46ZM98 162H100V164H101V166H102V168H101V166H99V168H98V165H100ZM102 162V163H101ZM103 162H104V164L106 165H102L103 164ZM129 162H131L130 164H127V163H129ZM175 162V163H174ZM192 162V161H191ZM194 162V161H193ZM198 162V161H197ZM210 162V161H209ZM213 162V163H212ZM32 163H34V162H32ZM45 163V164H44ZM69 163H71L70 165H69ZM188 163V162H187ZM207 163V162H206ZM9 164V163H8ZM85 164V165H84ZM127 164V165H126ZM200 165H201V163H199ZM238 164L240 165V166H238ZM23 165V164H22ZM42 165V166H41ZM49 165V164H48ZM45 166V168H47V167H49V166ZM51 165V164H50ZM59 165V166H58ZM120 165V171H121V166H122V172L120 173V174H122L123 173V176H124V174H125V176H127L128 174V176L127 177H122V175H120L121 176V178H125L124 180L122 179L121 180V178H119V180H116L117 179V175H116V173H115V177H116V179H114V175H112L113 173H112V171L114 170H116L117 171V169L119 170V168H118V166ZM132 165V166H131ZM189 165V164H188ZM197 165V164H196ZM208 165V164H207ZM2 166V165H1ZM16 166V165H15ZM18 166V165H17ZM21 166V165H20ZM52 166V165H51ZM50 166V167H51ZM54 166H52L54 169H55V167ZM70 166V167H69ZM84 166V167H83ZM86 166V167H85ZM103 166H105L104 168H103ZM129 166V167H128ZM220 166V167H219ZM14 167V166H13ZM19 167V166H18ZM56 167V168H57ZM117 167V168H116ZM124 167L126 168V169H124ZM201 167H204V166H201ZM200 167V168H201ZM218 167L220 168V169H218ZM45 168H43V169H45ZM53 168H52V170H53ZM116 168V169H115ZM175 168V172H174V174L172 175V169H174ZM221 168H223V169H221ZM4 169V168H3ZM16 169V171H17V167L15 168L14 167V169L12 170V171H14ZM27 169V168H26ZM132 169V170H131ZM176 169H178V173H177V175H175L176 174ZM199 169V170H198ZM1 170V169H0ZM46 170V169H45ZM51 170V168H50V171H52ZM58 170V169H57ZM56 170V171H57ZM203 170V169H202ZM2 171V170H1ZM15 171V172H16ZM30 171V172H29ZM64 171H66V170H63V172ZM124 171H126L125 173H124ZM132 171V172H131ZM198 171H200V173L198 172ZM45 172V171H44ZM33 173V174H32ZM52 173V172H51ZM68 173V174H69ZM126 173H128V174H126ZM38 174V175H37ZM54 174H55V172H54ZM67 173H66V175H68ZM26 175V174H25ZM130 175H132V176H130ZM177 176V177H175V176ZM9 176V175H8ZM201 176H199V177H201ZM5 177H6V175H5ZM32 177H34V178H32ZM46 177H47V175H46ZM62 177V176H61ZM66 177V176H65ZM64 177V175H63V178H65ZM144 178V179H139V178ZM201 177V178H202ZM63 178H60V179H62L63 180ZM67 178V177H66ZM127 178H129V180H130V178H131V182L129 181V180H127ZM27 179V178H26ZM32 179V180H31ZM42 179V178H41ZM53 179H55V182H54V180H53V186L50 184V182L52 181ZM114 179V180H113ZM123 182H121V181ZM127 180V181H126ZM75 181V182H74ZM115 181H116V183H115ZM120 181V182H119ZM198 181V180H197ZM20 183V181H15V183ZM23 182V181H22ZM58 183H59V181H57ZM101 182V183H100ZM117 182H119V183H122V186H123V184H125L126 182L127 183H129V185H126V187L127 188H125V185H124V188L121 186L120 187V184H117ZM8 183V182H7ZM15 183H10V184H7L8 185V188H6L7 187V185H6V187H4L5 189H8V190H6V191H8L7 193L9 194V196H8V198H11V199H9L10 201H13V203L14 204H12L11 202H7L8 204H10V207H12L11 208V212L9 213L10 215L11 214H23V216L25 215V217H26V213H28L27 215H29V216H27V217H30L31 216V218H32V220H34V219H36V214H40L42 211H40V213H39V210H40V204H41V202L39 201L40 199H39V195H41V194H38L37 192H36V190H38V189H40L39 187L38 188H35L36 186H34L33 185V187H34V190H30L31 188H32V185H31V187L29 188V186H25V184L23 183H21L22 185L20 186V184H16V185H14ZM34 183V184H35ZM64 183V182H63ZM62 182H61V184H63ZM126 183V184H127ZM194 183V182H193ZM195 183H197V182H195ZM194 183V184H195ZM32 184V183H31ZM47 184H45V185H47ZM61 184H60V186H61ZM65 184V183H64ZM198 184V183H197ZM200 184V185H201ZM3 185V184H2ZM35 185H37V183L35 184ZM40 185V184H39ZM74 185V186H73ZM76 185V186H75ZM98 185H99V187H98ZM118 185V186H117ZM196 185V184H195ZM41 186H42V184H41ZM44 186V185H43ZM48 186V185H47ZM52 186V187H51ZM80 186V187H79ZM194 186V185H193ZM45 187V186H44ZM54 187V188H53ZM73 187V188H72ZM116 187H118V188H116ZM143 187H145V188H143ZM48 188V187H47ZM68 188V189H67ZM116 188V190H114ZM122 188L123 189H125L126 191L127 190H129V192L131 193V194H129V192L127 193L126 191H124V190H122ZM183 189V191H181V193H180V199L179 200H181L182 198H185L184 200H185V205H186V203H187V205L184 207V209H182V211H180L178 208L179 207H177L176 208V204H175V200H176V198H175V200H171V201H169L168 199H166V196L164 195V192L166 191V192H169L170 194H171V192H174V191H176L177 189H178V191L180 192V190L179 189ZM199 188V187H198ZM4 189V190H5ZM33 189V188H32ZM36 189V190H35ZM44 189V188H43ZM42 189V190H43ZM82 189V188H81ZM191 189H193V188H191ZM195 189H197V187L195 188ZM194 189V190H195ZM200 189V188H199ZM201 189V190H202ZM113 192H112V191ZM120 190H122V193H121V191ZM131 190V191H130ZM185 190V191H184ZM198 190V189H197ZM200 190V191H201ZM76 191V192H75ZM123 191H124V194H123ZM192 191V190H191ZM32 192V193H31ZM44 192V191H43ZM48 192V191H47ZM111 193L110 195V199L111 198H114L115 200H113L112 199V202L111 203H109L108 204V201L110 200L109 199V197L108 196H106V195H108L109 193ZM190 192V191H189ZM0 193H1V191H0ZM4 194H5V192H3ZM104 193H106L105 195H104V200H105V203L102 201V197H103V194ZM108 193V194H107ZM120 193V194H119ZM191 193V192H190ZM193 193H194V191H193ZM3 194V195H4ZM38 194V195H37ZM78 194V193H77ZM122 194V195H121ZM174 194H176V193H174ZM2 195V196H3ZM7 195V194H6ZM4 196V197H7V196ZM83 195V196H84ZM186 195H188L189 197H186ZM193 195V194H192ZM199 195V196H198ZM12 196V197H11ZM49 196V195H48ZM51 196H49V197H51ZM71 196V195H70ZM72 196H74V195H72ZM71 196V197H72ZM196 196V197H195ZM198 196V197H197ZM13 197H14V199H13ZM68 197H69V194H68ZM108 199V201H107V199ZM119 197V198H118ZM174 197H175V195H174ZM195 197V198H194ZM44 198V197H43ZM118 198V199H117ZM5 198H2L1 196H0V203L2 204V203H6V200L3 202L2 200H4ZM47 199V198H46ZM84 199V198H83ZM142 201H141V200ZM144 199H145V201H146V204H143L141 207H139L140 206V203L141 202H143L144 201ZM196 199V200H195ZM16 200V201H15ZM44 200V199H43ZM67 200V201H66ZM78 200V199H77ZM79 200H82V198L81 199H79ZM84 200V201H85ZM183 200V199H182ZM28 203H27V202ZM66 201V202H65ZM106 201H107V203H106ZM111 201V200H110ZM109 201V202H110ZM177 201V200H176ZM45 202H48V200L47 201H45ZM49 202H50V200H49ZM69 202V201H68ZM76 202V201H75ZM6 203V204H7ZM237 203H239V204H242V206H240V207H237ZM7 204V208H8V205ZM19 204V206L17 207V205ZM43 204V203H42ZM71 205V204H70ZM139 205V206H138ZM4 205H2V207H3ZM42 206V205H41ZM62 206V207H61ZM153 207V209H154V212L152 213L153 215H160V214H169V217L168 218H165V222L163 221V226H161V227H155L153 230L150 228L149 229V226L151 227L152 226V228L154 227L153 225H149V223H148V225H146L145 224V222H146V220L143 218V216L140 218V215H138V214H143V212L145 211V210H148V208H150V207ZM9 207V208H10ZM16 207L18 208V209H16ZM71 207V206H70ZM78 207V206H77ZM138 207V208H137ZM5 208V207H4ZM3 208V209H4ZM28 208H30V210L28 211ZM68 208V207H67ZM80 208V209H79ZM79 208H77V209H79L80 211L82 210V208L81 207H79ZM51 209V208H50ZM66 209V208H65ZM73 209V210H72ZM76 209V210H77ZM100 209V212L98 211V210ZM152 209V208H151ZM152 209V210H153ZM68 210V209H67ZM72 210V211H71ZM75 210V208H70V211H71V213L69 212V214H71V215H74V217L75 216H80L81 214H83L84 215V211L82 212H80V211H76ZM90 210V209H89ZM92 210V209H91ZM6 211H10L9 209L8 210H6ZM62 211V210H61ZM74 211V212H73ZM99 213H98V212ZM0 212L2 213H5V211H2V208H1V205H0ZM90 212V211H89ZM111 212V213H110ZM47 213V212H46ZM45 213V214H46ZM64 212L62 211V214H63ZM7 214V213H6ZM49 214V213H48ZM60 214V213H59ZM75 214H77V215H75ZM145 214V213H144ZM149 214V213H148ZM195 214H197V216L199 215V219H198V221H196L197 219H195ZM259 214H264V210H262V211H260L259 212ZM151 215V214H150ZM153 215H151V217L153 216ZM162 215H160V217H162ZM38 216V215H37ZM58 216V215H57ZM139 216V217H138ZM7 217V216H6ZM56 217V216H55ZM83 217V216H82ZM200 217H201V219H200ZM1 218H3V217H1ZM31 218H28L29 220H31ZM57 218H59V216L57 217ZM81 218V217H80ZM84 218V217H83ZM88 218V219H87ZM90 218V219H89ZM153 218V217H152ZM12 219V218H11ZM56 219V218H55ZM102 221H101V220ZM151 219V218H150ZM15 220V219H14ZM59 220V219H58ZM90 220H95L94 221V223H93V225L91 224V221ZM97 220V221H96ZM145 220V221H144ZM175 220H177V223L178 222H180V224H181V222H185L184 224H182L181 226H180V224H177L176 223V221ZM204 220V221H203ZM6 221V220H5ZM61 221V220H60ZM140 221V222H139ZM148 221V220H147ZM151 221V220H150ZM205 221H207V222H205ZM2 222V221H1ZM80 222V221H79ZM83 222H81V223H83ZM99 222V223H98ZM154 224H155V222L154 221H152ZM152 222H150V223H152ZM174 222V223H173ZM12 223V222H11ZM96 223H98V224H96ZM147 223V222H146ZM62 223H60L59 224V226H62L61 225ZM78 224V223H77ZM161 224V223H160ZM79 225V224H78ZM85 227H84V226ZM58 226V227H59ZM82 226H83V228H82ZM93 226H95V228H93ZM69 227V226H68ZM247 227V229L245 230L244 228H246ZM20 228V227H19ZM28 228V227H27ZM70 229H72V228H70ZM77 229V228H76ZM3 230V229H2ZM10 230V229H9ZM54 230H57L56 228H54L53 229V231ZM19 231V230H18ZM48 231V230H47ZM59 231H61V227H59V230H57L56 232H58L59 233V235L60 234H62L61 232L62 231H66V229L65 230H62L61 232H59ZM68 231H70V230H68ZM45 232V231H44ZM50 233H51V231H49ZM55 232V231H54ZM53 232V233H54ZM67 232V231H66ZM2 233H3V235L1 236L0 235V237L2 238H0L1 239V241H0V247L2 248L3 246L2 245H5V244H9V243H11L10 245H13V242L15 241L13 238H11V241L10 242H7V243H3V241H4V239H3V237H4V232L2 231ZM41 233V232H40ZM71 233V232H70ZM15 234V233H14ZM33 234V233H32ZM46 234H49V233H46ZM55 234V233H54ZM63 234H65V233H63ZM67 234V233H66ZM68 234H69V232H68ZM75 234V233H74ZM238 234V235H237ZM39 235V234H38ZM70 235V234H69ZM21 236V235H20ZM45 236V235H44ZM51 236V235H50ZM56 236V235H55ZM54 235H52V239H53V237H55ZM57 236H58V234H57ZM57 236L55 237V239L57 238ZM8 236H5V239L7 238ZM33 237V236H32ZM31 237V238H32ZM35 237V238H34ZM32 239V244H31V246H30V244H29V247H32V245H33V249H38L37 247H39V249L40 250H42V249H44V246H47L46 244H47V242H48V237H44V242H43V240L41 241V240H39L41 243H39V241L37 242V245L35 246L34 245V243L36 242V240L35 239H37L36 238V235L34 236ZM59 237V236H58ZM61 237V238H60ZM60 240L62 241L63 240V238L65 239V237H66V235L64 236V237H62L61 235H60ZM59 238H58V240H59ZM14 241H13V240ZM16 239V238H15ZM38 239H42V237L41 238H38ZM50 239H51V237H50ZM49 239V240H50ZM67 239H68V235H67ZM26 240H27V238H26ZM25 239H24V244H25V242H28V241H26ZM47 240V241H46ZM54 240V239H53ZM66 240V239H65ZM69 240V239H68ZM21 242H22V240H20ZM33 241H35V242H33ZM52 241V240H51ZM56 241H57V239H56ZM60 241V242H61ZM64 241V240H63ZM63 241H62V243H63ZM70 241V240H69ZM5 242V241H4ZM16 242V241H15ZM66 242H68V241H66ZM246 242V241H245ZM17 243V242H16ZM49 243H51L50 241H49ZM53 243V242H52ZM55 243V242H54ZM104 243H108V245L106 244V246L105 245H102V244H104ZM132 243H135V245H134V247L131 245ZM23 244V245H24ZM10 245H8V247H10ZM16 245H18V243L16 244ZM16 245H15V243H14V246L16 247ZM22 245V244H21ZM21 245H19V247L21 246ZM58 245V244H57ZM60 245V244H59ZM63 245V244H62ZM7 246V245H6ZM42 246H43V248H42ZM49 246V245H48ZM64 246V245H63ZM103 246H104V248H103ZM131 246L133 247V250L131 249ZM13 247V246H12ZM11 247V248H12ZM18 247V248H19ZM22 247V246H21ZM29 247H28V249H29ZM14 248V247H13ZM18 248H16L15 250H16V252H13V251H9V252H13V254H12V256H14L15 254L14 253H17L18 252ZM23 248H24V246H23ZM58 248H56V250L58 249ZM86 248V249H85ZM132 250V252H133V254L130 256V254H131V250ZM8 249H10V248H8ZM25 249V248H24ZM33 249H29V251L30 250H32V251H34ZM52 248H50V250H51ZM58 249V250H59ZM104 249V250H103ZM5 250H6V248H5ZM11 250V249H10ZM14 250V249H13ZM21 250H23L22 248H21ZM27 250V249H26ZM49 250V251H50ZM54 250V249H53ZM69 250H70V252H69ZM106 250V251H105ZM0 251H1V249H0ZM2 251L3 252H0L1 254H0V259H1V261L3 262L4 261V259L5 258H8V256L10 257V255H7V254H9V252L8 253H6L4 250H3V248H2ZM20 251V250H19ZM45 252H46V250H44ZM48 250H47V252H48V254L49 253H53V252H49ZM52 251V250H51ZM63 251H61L62 253H63V256L65 255V253L63 252ZM130 251V252H129ZM26 251L24 250V253H25ZM31 252V251H30ZM36 252V251H35ZM44 252V254H46ZM58 252V251H57ZM66 252V253H67ZM105 252V253H104ZM127 252H129V254H128V256H127ZM20 253V254H19ZM18 254V257L17 258H19L20 259V255H21V253H22V251L21 252H19ZM33 253V252H32ZM55 251H54V254H52L51 256H49L48 258H49V261H51V262H47L46 260H48V258H47V254L46 255H44L45 257V259L43 258V256H42V261L44 262L45 261V263L46 264H55L56 262V264H58V260H56V257H57V255H58V257L60 256V258L62 257V254H57L56 253V256H54L55 255ZM80 253V252H79ZM81 253V254H82ZM36 254V253H35ZM69 254V255H70ZM80 254V255H81ZM6 255H7V257H6ZM30 255H32V254H30ZM34 255V254H33ZM74 255H76V254H74ZM73 255V256H74ZM11 256V257H12ZM66 256H67V254H66ZM71 256H72V254H71ZM72 256V257H73ZM77 256V255H76ZM53 257H54V259H53ZM78 257V256H77ZM128 257H131V258H128ZM25 258V257H24ZM36 258H37V256H36ZM60 258H59V260H60ZM3 259V260H2ZM23 259V258H22ZM30 259V258H29ZM28 259V260H29ZM51 259V260H50ZM53 259V260H52ZM58 259V258H57ZM74 259H76V258H74ZM130 259V260H129ZM87 260V259H86ZM85 260V261H86ZM5 261H7V259L5 260ZM30 261V260H29ZM38 261V260H37ZM55 261V262H54ZM62 261V260H61ZM31 262V261H30ZM35 262V261H34ZM66 262V261H65ZM65 262H64V264H65ZM1 263V262H0ZM20 263V262H19ZM45 263H42V264H45ZM59 263H61V264H63V262H60L59 261ZM2 264V263H1ZM67 264H68V262H67Z\"/></svg>", "mask_w": 264, "mask_h": 264}, {"label": "rangeland", "instance_id": "obj_2", "mask_svg": "<svg viewBox=\"0 0 264 264\" xmlns=\"http://www.w3.org/2000/svg\"><path fill=\"white\" fill-rule=\"evenodd\" d=\"M27 3H26V2ZM31 1V2H30ZM40 0H0V4H2L1 2H3V3H5V11H6V14L5 15H7L8 16V18H9V20L8 19H6V20H4L3 19V13L1 12V8H2V5H0V78L2 79L1 80V82H2V88H1V86H0V147H2V150H0V169L2 170H0V191H1V193H0V196L2 197V198H5L4 200H2L3 202L6 200V203L9 201V202H11L12 204H14L13 203V201H10L9 199H11V198H8V196H9V194L7 193L8 191H6V190H8V189H5L4 187H6V185L7 184H10V183H15V181H20V183H15L14 185H18V184H20V186L24 183H26L25 184V186L27 185V186H29V188L31 187V185H32V188L30 189V190H34V187H33V185L34 186H36L35 188H40V189H38V190H36V192L38 193V194H41V195H39V201L41 202V204H40V210H39V213H40V211H42L40 214H36V219H34V220H32V218H31V216L30 217H27V216H29V215H27L28 213H26V217H25V215L23 216V214H9L10 212H11V208L12 207H10V204H8L9 206H8V208H7V204L4 202V203H0V205H1V208H2V211H5V213H1L0 212V233L3 235V233H2V231L4 232V237H3V239H4V241H3V243H7V242H10L11 241V238H13L17 243H18V245H16L17 243L14 241L13 242V245H10L11 243H7V244H5V245H2L3 247V250L6 252V253H8L9 251H13V252H16V248H18L19 247V245H21L18 249L20 250H18V252L17 253H14L15 255L14 256H12V254H13V252H9V254H7V255H10V257L8 256V258H5L4 259V261L2 262L1 261V259H0V262L2 263V264H42V263H45V261L43 262L42 261V259L45 257L44 255H46L47 256V258L49 257V256H51L52 254H54V251L57 253V254H62V257L60 258V256L58 257V255H57V257H56V260H58V264H61V263H59V261L60 262H63V264H64V262H65V264H67V262H68V264H90L91 262V259H90V261H88L89 260V258H88V256L86 257V259H83V258H85V257H79V256H82V255H85V254H83L82 253V250L84 251V253H86L87 251H85L84 250V248L82 249V250H79L78 252H76L75 251V253H73V252H71V254H72V256L74 255V254H76V255H74L73 257L71 256V254L70 253H68L67 251V253L65 252V251H63V250H60L58 247L60 246L61 247V249H65L66 250V248L65 247H67V250L68 249H70L69 247H73V246H77V239H73L72 241H71V238L73 237V238H77V237H75V236H77V235H79L78 234V232L77 231H79V230H83L84 228H83V226L85 225L84 224V222L82 221V219L83 220H85V218H86V216L87 217H90L91 219H94L93 217L94 216H92L94 213H96L95 212V210H93V208L94 207H92V206H90V208H88V206H87V209H84V208H86L85 206L87 205L86 204V198H85V195H84V192H83V194H82V196H80L79 197V195H81V191L80 190H83V188L85 187V186H79L80 188H78V186L76 187V191L77 190H79V191H75L76 193H69L68 192V194H69V197H68V194H66V196H67V198L66 199H68V201H67V203H65V204H67V207H66V205H63V206H65L64 208H62V209H60V214L58 213V214H54V211L55 210H53L54 209V207H53V205L52 206H50V204H51V199L50 198H52V196H51V194H49V184H47L46 182L48 181L47 179H48V177H49V179L53 176L55 179H57V177H58V180L57 181H59V183L56 181L55 182V179H53L54 180V182H53V180L50 182V184L53 182L56 186H57V184L59 185V187H64L65 185H67L68 183H66V182H69L70 180H71V182L69 183V184H71V183H73L72 181V179H74V178H72V177H74L72 174H73V172H72V177H70L71 175H70V173H69V169L67 170V169H64V167H63V169H60V168H62V166H59V167H57V166H54L55 164H52V162L51 161H49V162H51V163H48V164H46L45 166H49V167H47V168H45V166H43L42 167V171H41V174H37L38 176H36V174L35 175H33L34 177H35V181H37L36 183H37V185H35L36 183L34 182V180L33 181H30V179L28 178L29 176V174H27L28 173V170H31V168L29 169V167H31V166H34L33 168H35V166H38L39 164H40V162L42 163V160L40 161L39 160V154H41L40 152H42V151H40V150H38V149H41L42 148V146L41 145H43V147L44 148H46L47 149V147H49V148H51V150H54V149H52L53 148V146L52 147H50L52 144H53V140H52V142L51 141H49L50 139H48V140H46V137H44L45 136V134L43 133V135H42V133H41V131L40 132H34V133H32L33 131H35V128L37 129V127H36V125H35V123L38 121H35L36 119H38L37 117H39L40 118V116H43V119L42 118H40V120L42 119V120H45L46 119V122L47 121H49L50 123L49 124H51V120L53 119V116L52 117H50V115H49V113H51V115H52V111H54V109L51 111V112H49L48 113V116H47V113L45 112V116H44V113H42V112H40L42 109L41 108H43V109H46V107H47V109H48V106L50 107H53V105H54V108L56 109V105L58 104L59 105V107L60 108H58V109H60V110H62V111H60L61 113V118H60V123H59V125H61V126H59V125H57L58 126V129H57V131L59 132H66V130L65 131H63L64 130V128L65 129H68L67 131H69V130H72V129H74V130H78L79 128H81V129H85V130H87V126L86 125H88L87 123H89V121H87V120H89V117H90V115H91V113H90V115H89V112L86 110V109H83L82 107L81 108H79V109H82V110H80V112L79 113H77V112H73L75 109H76V107H75V105L73 106L72 104H71V100L72 99H70L71 97H69V96H71V95H73L74 93H76V94H81V95H83V94H86V97H87V95L88 94H90V95H88L93 101H91L90 100V102H88V100H87V102H88V104L89 103H92V102H94V103H92V104H95V105H97V106H95L98 110V113L99 112H101V113H99V117H100V115L102 116V117H104V118H102V117H100V118H102V120L104 119V122L106 121V123L107 122H109V124H113V122L114 123H116L117 125L120 123H124V121L127 119V118H129V117H132L133 116V119H135V118H138L139 120L138 121H141L142 122V125L146 122L145 120L147 119H145L143 116H145V115H143V116H139V115H137V117H135L134 115H136L137 114V110L139 109L138 107H140V110H146V108H149V106H150V101H151V98H153L152 96H150L151 94H149L148 93V95H144V94H142V95H144V96H142V95H140L141 94V92L139 93V95H138V90L139 89H141L142 87H140L139 85H141V86H143L144 85V83H146L145 81H146V78L145 77H143L142 76V74H140L141 73V71H143L142 69H144V67H145V65H149L150 63L151 64H153L152 66H156L155 68H157V70H158V68H159V66H161L162 65V67L164 66H166V67H168V68H163L164 70H166L165 72H166V78H170L169 79V81L170 80H172V77H173V79L175 78L176 79V82H178V83H180L181 81H183V78H181V77H179L178 78V71H181V72H183V71H185L186 69L185 68H187L188 69V67H191L192 69H194L193 67L195 66V68L197 69L196 71H197V73H196V75H194V81L195 82H198L197 84H199V83H202V82H204V80L206 79L205 78V75H206V72H205V70L207 71V69L210 67V65L212 66V63L211 64H206V63H208V61L211 59V61L210 62H212V59H213V61H214V56H213V54H211L212 52L210 51V50H212L213 51V49L211 48V47H213L212 46V41L213 40H220V42H222V40L223 39H225V38H230V42H229V39L226 41V40H223V41H225L226 43H230V45L229 46H231V47H233L232 45H236V48H235V51H234V54H232V52H228L229 54H227V51H226V49L224 50V49H222V51L224 50V52H223V54L222 55H224V54H226V56H224L223 57V60L225 59V63H227L226 64V66H225V64L223 65V66H225V67H227V66H229V65H232L233 66V63H235L234 64V66H236L237 64V66H236V68L234 67V70H233V68H232V70L230 69V68H226V70H225V67H223L222 66V68L224 69V71L226 72H228V74L231 72V75L229 74L228 76H226L227 77V79L229 78H231V80H233L232 78H234L235 79V81L234 82H236L237 83V88H235L234 89V92H231V94L230 93H225V91L226 90H224L223 92H222V94L219 96V97H217V98H214L213 100H211L212 102H210V101H207V99L206 100H204L205 98H203L202 96H201V94L199 95V93H198V95H195L196 97H194V99L192 100V101H194L193 103H191V104H189V107H190V105L192 106H194V108H192V110H194V113L192 112V114L193 115H195V114H197V112H199V111H201L200 109H202V108H205V109H203V110H208V108L209 109H213L214 111H215V109H217L216 111H218V108H223V106H224V108H226L225 106H227V107H229V104L231 105L232 104V102L233 101H235V102H237V104H239V105H237L238 107H237V109H238V112H237V118H236V121L234 122V124H236V122H237V125L236 126H239L240 125V127H241V123H243V126L242 127H244V125H246V124H251V123H257L258 125H261V123H264V92H259V93H257V98L255 97L254 98V96L252 97L253 98V100L252 99H248V97H247V99H246V97H244L243 95H242V93H244V92H246L247 91V89L245 90H241V88H240V86H241V83L243 82H247L248 80L247 79H250L251 77L250 76H245L246 74L247 75H249L248 73H247V69H249V71H251V72H253V73H251V74H253V76H255V77H253V79L254 78H256V76L259 78V77H264V75H262V74H264V56H262V55H264V50H260V48H259V46H257L256 45V42L254 43V44H251V42H252V38H253V36L251 37L250 35H249V37L251 38H249L250 40H251V42H248L247 40V42L252 46V45H255V47H256V50H254L255 49V47L253 46V49H246V48H248V47H246V45H247V43H246V41L245 42H241V39H239L238 37H239V35H238V33H240V32H237V30H238V28L240 27H244L243 25H245V24H248L246 21L247 20H251L252 21V23H253V25H250L249 24V26H250V28H251V26H253V27H255L256 28V26L257 27H259L260 26V29L262 30V28H261V26L262 27H264V11H262V10H264V8H262L261 9V6L262 7H264V0H231V1H226L227 3H229V4H226V2H225V0H224V4H226V6H225V8H224V5H223V3H221L220 1V3H221V5L223 6V7H221L220 5H218V0L216 1L217 3L215 4H211V6H209V4H208V2L209 3H211V2H214V0L212 1V0H208V1H206V0H204L205 2H207V5H206V3H204L205 5H206V7L203 5V4H201V5H199L200 3H196V4H198L197 5V7L198 8H200V6L202 7V6H204V7H202L201 8V10H202V13H201V11L199 12V13H201L202 15H204L205 13L204 12H208V14L209 13H211L210 15H208L209 17H205V16H207V15H204L203 17L207 20V24L209 25L208 27L210 28V27H212L211 29H213V30H215L216 28H218L219 26H218V24H220L221 22H219L220 20H223V18H224V16H225V20L224 21H226V17H228V19H227V21L228 22H226L225 23V26L223 27V28H219V30L217 29V30H215V32L213 33V34H208V36L207 35H204L205 34V32L202 34L203 36H206V37H203V38H199V34L198 33H195V32H198L197 30H191L192 32H194V33H192V37H190L189 39H195V38H197L198 37V39L195 41V40H189V43L188 42H186V44L188 43L190 46H188V45H186L185 44V41H188V40H186L189 36V32H190V34H191V31L189 30H187V33H185L184 31H186V30H184V29H182V30H184V31H180V32H178L177 31V26L179 27V25L177 24L178 22H179V20L180 21H183V19H185V17H186V13H185V11H186V9H184L185 8V5H186V2H185V4L183 3V2H181V1H183V0H141L144 4H146V6H148V8L151 10L150 11V13H149V19H151L152 20V22H153V24H154V26L155 27H157V28H162V29H165V31L167 32V33H170L171 31H177L178 33L176 34L175 33V36L177 37H172V38H174V40L176 41V43H178L177 44V47H176V45H174L175 46V48L177 49V48H179V47H181L183 44H185L188 48H186V49H184L185 48V46L183 45V47H181L182 48V50L180 51L179 49V53L180 54H177L178 53V50H177V52H175L174 50H175V48H174V50L173 49H170L169 50V52H168V50L166 49V46L165 45H167V44H169V42L168 43H166L167 42V38L165 37L166 36V34L167 33H164V30L163 31H161V32H163V34H165V36H163V34H154L153 36L154 37H152L151 39H150V36H152V35H147L148 34V27H146V26H144L145 25V23H146V21H145V19H144V21H145V23H144V21L142 20V19H140V17H138L137 15H139L138 14V11H136V9H134L137 5H138V1H140V0H76V4L79 6H77L76 4H75V11H74V13H75V15H74V17L76 18L74 21H72L73 23L72 24H70V26L72 27V25H75V23H76V28H75V26L73 27L74 28V30H73V28H70V26L69 27H67V28H65V30H64V33L66 32V35H67V37L69 38L68 40L69 41H71V44H72V42H73V45H75L76 46V48H74V50L75 51H73L72 52V54H73V56L71 57L73 60H74V62H75V59L77 58V60H76V63H74V64H76V66H75V68L76 67H78V69H79V72H80V68H82V72L81 73H79V75H81V81L83 82H81V81H79V83H77V80H75L74 78H77V77H75L74 76V78L70 75L71 73L69 72V70L66 72V69L67 68H65V69H63L64 67L62 66V65H60L61 63H60V59H61V57L63 56V57H65V53L67 52L66 50H64V49H67V48H63V50H59L60 48L59 47H61V46H58V47H56V39H54L53 37L61 30H59V28H61V27H59V25H60V23H62V16L61 15H56L55 14V12H56V10L58 9V11H61V13H62V8H64L63 7V5L62 6H60V3H56L55 1V5L53 4L52 6V8L54 9H52V8H50L51 10H48L50 13L48 14V12H45V10H46V8H44L43 9V12L42 11H39L38 9L39 8H37V2H39ZM41 1H43L44 2V4H45V1L47 2V0H41ZM49 1V0H48ZM62 1V0H61ZM64 2L63 3H66V1H67V3L69 2L68 0H63ZM84 1V2H83ZM90 1H92V2H90ZM194 2L195 1H199V0H193ZM201 1V0H200ZM199 1V2H200ZM203 1V0H202ZM202 1H201V3H202ZM211 1V2H210ZM49 2H51V1H49ZM49 2H47V3H49ZM191 2H192V0H191ZM191 2H189V3H191ZM240 2V3H239ZM244 2V3H243ZM34 3H36V4H34ZM52 3H53V1H52ZM62 3V2H61ZM90 3V4H89ZM111 3V4H110ZM117 6H119L120 8H121V10L123 11V9H124V11L123 12H125V14L127 15L126 17H127V19H125V18H121L122 19V21H120V20H118V18H117V20H116V18L114 17V15H115V12H113L112 11V9H113V7H115L116 5ZM119 4V5H118ZM134 4V5H133ZM195 4V5H196ZM243 4V5H242ZM262 4V5H261ZM67 5V4H66ZM69 5V4H68ZM95 5V6H94ZM98 5V6H97ZM45 6H46V4H45ZM111 6V7H110ZM208 6V7H207ZM57 7V8H56ZM68 7V6H67ZM77 7V8H76ZM209 7H211V8H209ZM258 7V8H257ZM4 8V7H3ZM48 8V9H49ZM87 8V9H86ZM92 8V9H91ZM186 8H187V6H186ZM197 8V9H198ZM110 9V10H109ZM222 9H225L224 11H222ZM120 10V11H121ZM188 10L189 9H187V12H188ZM200 10V9H199ZM198 10V11H199ZM208 10V11H207ZM55 11V12H54ZM89 11V12H88ZM121 11V12H122ZM204 11V12H203ZM53 12H54V14L56 15V16H58L59 18V21L57 22V21H54V19L56 18V16L54 17V15H53V17L51 18V14H53ZM83 12V13H82ZM86 12V13H85ZM189 12H190V10H189ZM188 12V13H189ZM191 12H193L192 14L190 13V16H191V18H192V21H194L195 20V18L193 17V14H194V11L192 10ZM253 12V13H252ZM15 15H14V14ZM59 13V12H58ZM134 13V14H133ZM184 13V14H183ZM198 13V14H199ZM204 13V14H203ZM226 13L227 15H224V14ZM18 14V15H17ZM20 14V15H19ZM78 14H80V15H78ZM83 14V15H82ZM201 14H199V15H201ZM251 14V15H250ZM44 15V16H43ZM184 15H185V17H184ZM188 15V14H187ZM250 15V16H249ZM140 16V15H139ZM189 16V17H190ZM196 16V15H195ZM43 17V18H42ZM78 17V18H77ZM86 17V18H85ZM93 17V18H92ZM211 17V18H210ZM223 17V18H222ZM241 17V18H240ZM243 17V18H242ZM13 18V19H12ZM105 18V19H104ZM137 18V19H136ZM141 18H143V16L141 17ZM187 18V17H186ZM201 18V17H200ZM214 18V19H213ZM222 18V19H221ZM250 18H252V19H250ZM11 19V20H10ZM78 19V20H77ZM139 19V20H138ZM205 19H203V18H201V20L203 21V20H205ZM211 19V20H210ZM196 20H197V18H196ZM206 20L203 22V23H205L206 22ZM217 20H219V21H217ZM241 20V21H240ZM37 21V22H36ZM40 21V22H39ZM44 21V22H43ZM77 21V22H76ZM85 21V22H84ZM113 21V22H112ZM118 21H120V22H118ZM186 21H187V19H186ZM208 21H209V23H208ZM215 21H216V23H215ZM240 21V22H239ZM3 22V23H2ZM86 22H87V24H86ZM110 22V23H109ZM118 22L119 23V26H118V23L116 24V23ZM185 22V21H184ZM190 21H187L186 23H189ZM198 22H200V21H198ZM198 22L197 23H194V25H199L198 24ZM245 22V23H244ZM58 23V24H57ZM78 23V24H77ZM82 23L84 24L83 26H82ZM123 25V26H125V27H123L121 24ZM201 24H203L202 22H200ZM241 23V24H240ZM251 23V24H252ZM91 24V25H90ZM110 24V25H109ZM191 24V23H190ZM190 24H187L189 27L191 26L192 27V29L194 28V29H196V27L194 26L193 27V23L190 25ZM206 24V25H207ZM211 24V25H210ZM213 24V25H212ZM43 25H45V26H43ZM86 25L88 26L87 27V29H89V31L87 30V29H85L86 28ZM222 25V24H221ZM255 25V26H254ZM37 26V27H36ZM80 26V27H79ZM81 26H82V28H81ZM114 28H113V27ZM116 26V27H115ZM118 26V27H117ZM202 26V25H201ZM204 26H205V24H204ZM13 27V28H12ZM17 27V28H16ZM93 27V28H92ZM101 27V28H100ZM108 27V28H107ZM122 28V29H120V28ZM128 27V28H127ZM198 27V26H197ZM206 27V26H205ZM220 27H222V26H220ZM237 27V28H236ZM245 27H246V25H245ZM181 28V27H180ZM204 28V27H203ZM202 28V30H204ZM236 28V29H235ZM255 28H251V31L252 32H254V31H256V30H259L258 28L257 29H255ZM35 31H34V30ZM81 29H84V30H82L81 31ZM92 29V30H91ZM191 29V28H190ZM201 29V28H200ZM246 29V28H245ZM252 29H255V30H252ZM14 30V31H13ZM44 30V31H43ZM56 30V31H55ZM105 30H108V31H105ZM119 30V31H118ZM120 30H121V32H120ZM125 30V31H124ZM206 30V29H205ZM212 30V31H213ZM227 30V31H226ZM240 30V29H239ZM238 30V31H239ZM33 31V32H32ZM39 31V32H38ZM72 31V32H71ZM80 31V32H79ZM84 31H86V33L84 32ZM92 31H94V32H92ZM99 31H101V32H99ZM113 32V33H117L118 34V32L120 33V34H118V37H119V41H120V49L121 50H123V53L124 54H127V52H128V54H142L143 56L142 57H144V58H141L140 56H138V57H130V59H129V57L127 58L126 56V58H127V62L128 63H130L129 65H130V72H129V69H127L128 71H125L126 73H128L129 72V74L130 73H132V74H130V76L131 77H129L128 75V77H129V79L131 80V82H132V84H134V86H137V87H140V88H138V89H136L135 90V92L134 93H132V91H131V93H127V94H125L126 92H124L123 93V88L121 87V88H119V86H117V85H115V83L119 80H121V78L119 79L115 74H112V75H108L107 77H105L104 76V74H103V71L101 70L102 69V67L104 66V65H106V66H109V64H113L115 61H117V60H119L118 59V57H116L115 55H117V54H112L111 53V51H109V50H107V52H105V50L104 49H102V50H104V52H103V54H102V56H101V58H104V61H101L100 63H99V68H92V69H89V70H86L84 67H83V65L84 64H82V65H79L80 64V60H81V58L80 57H82V55L85 53V50H87V49H93V47H91L90 45H88L89 44V42H88V44L86 45L85 44V46L82 44V41H83V39H87L88 37V41L89 40H95V39H98V40H102L103 39V36L107 33V32ZM168 31H170V32H168ZM175 31V32H176ZM224 31V32H223ZM247 31V32H246ZM248 31H249V28H248V30H245V32L244 33H246L247 34V36H246V38H248ZM250 31V32H251ZM260 31V30H259ZM30 32V33H29ZM37 32V33H36ZM83 32V34L85 35V36H83V35H81L80 33H82ZM91 32H92V34H91ZM123 32V33H122ZM202 32V31H201ZM209 32V31H208ZM211 32V31H210ZM241 32H243V29H242V31ZM250 33V34H253V33ZM257 32V31H256ZM11 33V34H10ZM13 33V34H12ZM38 34V35H36V34ZM68 33V34H67ZM71 33V34H70ZM73 33V34H72ZM94 33V34H93ZM101 33V34H100ZM122 33V34H121ZM237 33V35H238V37H237V35L236 36H234L233 34H236ZM34 34V35H33ZM79 34L81 35V36H83V39H82V37L81 36H79ZM174 34V33H173ZM193 34H198L197 35V37H195ZM228 36H227V35ZM241 34H243V33H241ZM254 34H255V32H254ZM253 34V35H254ZM89 35V36H88ZM201 35V34H200ZM210 35V36H209ZM232 35V36H231ZM32 36V37H31ZM36 36H38V37H36ZM99 36V37H98ZM101 36V37H100ZM149 36V37H148ZM172 36V35H171ZM193 36L195 37V38H193ZM222 36V37H221ZM241 36V35H240ZM244 36V35H243ZM36 37V38H35ZM81 37V40L80 39H78V38H80ZM85 37V38H84ZM168 37V36H167ZM202 37V36H201ZM236 37V38H235ZM257 37V36H256ZM221 38V39H220ZM238 38V39H237ZM258 39H260V41H264V40H262V39H264V37H262V35H261V37L259 38V37H257ZM257 38H253V39H256V40H258ZM15 39V40H14ZM35 39V40H34ZM39 39H41V40H39ZM43 39H44V41H43ZM168 39H170V40H172V41H174L173 39H171V38H168ZM201 39V40H200ZM213 39V40H212ZM235 39H237V40H235ZM244 39V37H242V40ZM92 40V41H93ZM235 40V41H234ZM245 40V39H244ZM243 40V41H244ZM76 41V42H75ZM81 41V42H80ZM138 41H139V43H138ZM174 41V42H175ZM193 42V43H191V42ZM195 41V42H194ZM231 41H234L233 43H231ZM259 41V40H258ZM38 42V43H37ZM41 42V43H40ZM55 42V43H54ZM79 42V43H78ZM215 42V41H214ZM224 42V43H225ZM58 43V42H57ZM166 43V44H165ZM175 43V44H176ZM197 43V45H199V46H194V44H196ZM237 43H238V45H237ZM241 43L242 44H244V43H246V45L244 44V46H242V47H244V48H240V46H239V44L241 45ZM253 43V42H252ZM259 43V42H258ZM41 44V45H40ZM107 44V43H106ZM105 44V45H106ZM122 44V45H121ZM182 44V45H181ZM217 43L215 42V45H216ZM232 44V45H231ZM260 44V46L262 45V44H264V42H261V43H259ZM258 44V45H259ZM2 45V46H1ZM23 45V46H22ZM55 45V46H54ZM148 45V46H147ZM227 45V44H226ZM81 46H82V48H81ZM85 48H84V47ZM107 46V45H106ZM129 46V47H128ZM169 45H167V47H168ZM210 46V47H209ZM237 46H239V48L237 47ZM249 46V45H248ZM262 46H264V45H262ZM10 47L12 48V50H10ZM169 47H171V46H169ZM191 47V48H190ZM226 47V46H225ZM224 47V48H225ZM14 48V49H13ZM103 48V47H102ZM123 48V49H122ZM135 48V49H134ZM214 48V47H213ZM227 48V47H226ZM250 48V47H249ZM252 48V47H251ZM258 48V49H257ZM77 49V50H76ZM91 49H90V51H91ZM190 49V50H189ZM230 49V48H229ZM238 49V50H237ZM240 49V50H239ZM241 49H246V51L245 50H242L241 51ZM262 49H264V48H262ZM7 50H9L8 52H6ZM25 50V51H24ZM43 50H44V52H43ZM84 50V51H83ZM94 50V49H93ZM129 50L130 51H132L131 53L129 52ZM136 50V51H135ZM171 50H173L172 52H171ZM231 50V49H230ZM249 50V51H248ZM260 51V52H258V51ZM12 51V53L13 54H15V56L16 55H18L17 57L19 58L18 60L19 61H13V59H12V61H10V59H8L7 57H6V55H5V52H6V54L8 53V54H10L9 52H11ZM30 52V55H29V52ZM42 51V52H41ZM55 51V52H54ZM60 51V52H59ZM64 51H66V52H64ZM89 51V52H90ZM101 51V50H100ZM188 53H187V52ZM222 51H221V53H222ZM229 51V50H228ZM241 53H240V52ZM18 52V53H17ZM37 52V53H36ZM62 52H64V53H62ZM186 52V54H188V55H185L184 53ZM211 52V53H210ZM35 53V54H34ZM107 53V54H106ZM110 53V54H109ZM253 55H252V54ZM260 53V54H259ZM40 54V55H39ZM52 54V55H51ZM61 54H63V55H61ZM81 54V55H80ZM109 54V55H108ZM147 54V55H146ZM159 54V55H158ZM210 54L214 57V58H212L211 56H210ZM230 54H232V55H235L236 54V56H235V58H234V56H232L233 58L231 59V55ZM23 55V56H22ZM183 55V56H182ZM218 55H219V53H218ZM21 56V57H20ZM31 56H32V58H31ZM40 56V57H39ZM230 56V57H229ZM250 56H251V58H250ZM3 57H4V60H2L3 59ZM51 58L52 59V61H53V59H54V61L53 62H51V63H54V64H49V66H46L49 62L48 61H51V60H48L49 58ZM116 57V58H115ZM152 57V58H151ZM186 57V58H185ZM260 57V58H259ZM7 58V59H6ZM45 58V59H44ZM48 58V59H47ZM75 58V59H74ZM111 58V59H110ZM146 58H148V59H146ZM161 58V59H160ZM165 58V59H164ZM177 58V59H176ZM219 58V57H218ZM222 58V57H221ZM47 59V60H46ZM175 59H176V61H175ZM7 60V61H6ZM41 60H44L43 62L41 61ZM64 60H65V58H64ZM64 60H62V61H64ZM109 60H111V61H109ZM143 60V61H142ZM219 60H220V58H219ZM251 60V61H250ZM39 61H41L42 62V67L44 66V68L46 69V71H44V73H49L48 74V76L50 77H48L47 76V74H46V78L48 79L49 78V80H53V83H57V85L58 84H61V86L63 87V84H64V86H67V84L65 85V83H68V81H69V83H70V80H69V78L68 77H72L73 78V80H75V82H76V86H72L73 87V89L71 88H69L70 90H74L72 93H71V95H70V93H69V90H67V91H64L63 90V88H60V86H58L59 87V91H60V89H62L63 91H64V93L65 92H67V94H63V95H61V94H57V92L55 91V88H54V86H56V84L55 85H52L51 87H52V89H53V91H51V90H49L50 91V93H49V91H48V95H49V97H48V95H46V93L44 94L45 96H42L43 95V91H42V88L44 89V90H46V88H47V84H48V82H44L45 81V75H44V73L42 72L43 70H44V68H43V70H41V72H40V69L38 68V65H36ZM47 61V62H46ZM82 61V60H81ZM120 61V60H119ZM118 61V62H119ZM142 61V62H141ZM151 61V62H150ZM220 61H222V60H220ZM23 62V63H22ZM25 62H27V63H25ZM34 62V63H33ZM40 62V63H41ZM113 62V63H112ZM148 62V63H147ZM206 62V63H205ZM223 61H222V63H224ZM43 63L45 64V65H43ZM127 63V64H128ZM133 63V64H132ZM171 63V64H170ZM205 63V64H204ZM246 63H248V64H246ZM3 64V65H2ZM7 64H9V65H7ZM12 64V65H11ZM28 64V65H27ZM39 64V63H38ZM114 64H116V63H114ZM158 64V65H157ZM161 64V65H160ZM170 64V66H168ZM220 64H221V62H220ZM35 65H36V67L38 68V70H39V75L41 76H43V78H42V76H41V78H42V80H40L41 78H39L38 76V74H36V75H38V76H36V77H38V80L35 78V79H32V80H30V82L29 81H26L25 82V80H27L26 78H28L29 79V77L30 76H28L29 75V73H30V70H31V72L32 71H36L37 69H36V67H35ZM78 65V66H77ZM194 65V66H193ZM206 65L208 66L209 65V67H207V69H206ZM241 65V66H240ZM250 65V66H249ZM17 66V67H16ZM46 66V67H45ZM51 66V67H50ZM52 66H53V68H52ZM60 66H62V67H60ZM85 66V65H84ZM106 66H104V67H106ZM187 66V67H186ZM203 66V67H202ZM205 66V67H204ZM219 66V65H218ZM6 67V68H5ZM22 67V68H21ZM34 67V68H33ZM47 67H49V68H47ZM55 67V68H54ZM129 67V66H128ZM162 67H160L161 69L160 70H163L162 69ZM172 67V68H171ZM185 67V68H184ZM231 67V66H230ZM246 67H248L247 69H246ZM74 68V69H75ZM89 67H87V69H88ZM91 68V67H90ZM154 68V69H155ZM176 68H177V70H176ZM221 68V65L219 66V71H218V73H221V75L220 76H222V72H221V70H223ZM134 69V70H133ZM139 69H141V71H139ZM171 69V70H170ZM182 69V70H181ZM192 69H190V70H192ZM229 69H230V72H229ZM63 70H65V71H63ZM77 69H75V71L74 72H78V70L76 71ZM112 70H115V69H112ZM133 70V71H132ZM163 70V71H164ZM189 69H188V71L190 72V74H191V71H190ZM216 70V69H215ZM137 71V72H136ZM187 71V72H188ZM193 71V70H192ZM195 71V70H194ZM233 71H235V72H233ZM17 72V73H16ZM65 72V73H64ZM70 74H69V73ZM72 72V71H71ZM176 72V73H175ZM186 72V73H187ZM205 73V75H204V73ZM260 72V73H259ZM40 73H43V74H40ZM64 73V74H63ZM136 73V74H135ZM171 73V74H170ZM33 74V73H32ZM66 74H68V76H66ZM72 74H74L73 72H72ZM180 74V73H179ZM184 74V73H183ZM189 74V75H190ZM195 74V73H194ZM250 74V75H251ZM173 75V76H172ZM223 75H226L225 73H223ZM260 75V76H259ZM32 76V75H31ZM34 76V75H33ZM32 76V78H34ZM118 79H115V77ZM134 76V77H133ZM184 77H185V75H183ZM182 76V77H183ZM198 76H199V78H198ZM235 76V77H234ZM237 76V77H236ZM252 76V75H251ZM11 77V78H10ZM195 77H196V79H195ZM203 77V78H202ZM250 77V78H249ZM68 78V79H67ZM72 78H70V79H72ZM178 78V79H177ZM187 78V77H186ZM258 78H257V80H258ZM10 79V80H9ZM13 79V80H12ZM14 79H16L15 81H14ZM124 79V78H123ZM133 79V80H132ZM135 79V80H134ZM145 79V80H144ZM174 79V80H175ZM214 79H215V77H214ZM214 79H212L211 78V80H210V82H212V81H214ZM220 80H224V78H223V76H222V78L220 77L219 78ZM218 79V81H220ZM245 79H246V81H245ZM48 80V81H49ZM73 80H72V82H73ZM117 80V81H116ZM262 80H264V79H262ZM44 82V84L45 85H47V86H42L43 85V82ZM47 81V80H46ZM67 81V82H66ZM143 81H144V83H143ZM225 81H226V79H225ZM0 82V83H1ZM32 82V83H31ZM173 82V81H172ZM255 82H257V81H255ZM260 82V81H259ZM10 83V84H9ZM42 83V84H41ZM74 83V82H73ZM138 83V84H137ZM175 83V82H174ZM177 83V84H178ZM220 83H221V81H220ZM224 83V82H223ZM222 83V84H223ZM13 84V85H12ZM104 84V87H105V89L106 90H104L102 87V85ZM106 84V85H105ZM112 84V85H111ZM137 84V85H136ZM222 84H219V85H222ZM225 84L226 83H224L222 86H220L221 88H223V87H225ZM7 85V86H6ZM12 86L11 88H8L9 86ZM29 85V86H28ZM102 87H101V86ZM175 85V84H174ZM41 86V87H40ZM176 86V85H175ZM250 86V85H249ZM4 87H6L5 89H4ZM31 87V88H30ZM40 87V88H39ZM145 87V86H144ZM67 88V89H68ZM82 88V89H81ZM100 88V89H99ZM2 89V90H1ZM5 91H4V90ZM17 90V91H15V90ZM41 89V92L39 91ZM213 89V88H212ZM57 90V89H56ZM61 90V91H62ZM104 90V91H103ZM142 90H145V88L144 89H142ZM214 91H212V93H217L218 91L216 90V89H213ZM56 92V94H57V96H56V94H54L55 92ZM58 91V90H57ZM60 91V92H61ZM62 91V92H63ZM98 91V92H97ZM101 91V92H100ZM240 91V92H239ZM37 92V93H36ZM83 92V93H82ZM7 93V94H6ZM9 93V94H8ZM103 93V94H102ZM4 94V95H3ZM52 94H53V97H52ZM75 94V95H76ZM158 94V93H157ZM182 94H184V93H182ZM187 94V93H186ZM197 94V93H196ZM213 95V96H217L218 94H216V95ZM245 94V93H244ZM10 95V96H9ZM36 95V96H35ZM153 95H156V94H153ZM235 97H233V96ZM243 97H242V96ZM28 96V97H27ZM29 96H30V98H29ZM35 96V97H34ZM38 96V97H37ZM41 96L42 97H44L43 99L41 98ZM80 96V95H79ZM187 96V95H186ZM186 96H184V95H181V93L179 94V99L178 100H180V102H182L183 101V99H184V102L186 101H188V99H192V98H189L188 96L186 97ZM201 96V97H200ZM260 96V97H259ZM89 97H88V99H89ZM130 97V98H129ZM149 97V98H148ZM151 97V98H150ZM181 97V98H180ZM198 97V98H197ZM237 97V98H236ZM241 97H242V99H241ZM40 98V99H39ZM185 98L187 99V100H185ZM201 98H203L202 100H201ZM245 98V99H244ZM34 99H36V100H34ZM96 99V100H95ZM129 99V100H128ZM133 99V100H132ZM231 100V102H230V100ZM256 101H255V100ZM31 100V101H30ZM48 100V101H47ZM57 100V101H56ZM140 102H139V101ZM215 100V101H214ZM233 100V101H232ZM247 100V101H246ZM96 101V102H95ZM191 101V102H192ZM197 101V102H196ZM199 101L201 102V101H203V102H201V103H199ZM207 101V102H206ZM243 101V102H242ZM245 101V102H244ZM251 101V102H250ZM258 101V102H257ZM40 102V104H41V102H43V106L41 107V105H38V103ZM135 102V103H134ZM143 102V103H142ZM179 102V101H178ZM186 102H185V104H186ZM196 102V103H195ZM206 102V103H205ZM227 102H229V104L227 103ZM234 102V103H235ZM249 102V103H248ZM57 103V104H56ZM72 103H73V101H72ZM86 102H84L83 104H84V107H86V105L87 104H85ZM165 103V102H164ZM183 103V102H182ZM242 103V104H241ZM197 104H199L198 106H197ZM224 104V105H223ZM149 105V106H148ZM161 105V104H160ZM163 105V104H162ZM161 105V107H163ZM173 105V104H172ZM184 105V104H183ZM243 105V106H242ZM167 105L165 104V107H166ZM178 106V105H177ZM248 106V107H247ZM20 107V108H19ZM45 107V108H44ZM101 107H103V108H106L105 110L104 109H102ZM152 107V106H151ZM157 106H155L154 107V109L156 108ZM164 107V108H165ZM168 107V106H167ZM167 107H166V109L164 110V108H162V110L163 111H161L159 114H158V112H154V111H156L157 109H159L160 107H157V109L156 110H154V111H152L151 110V114L149 113V117L151 118V117H154L155 119L153 120V121H158L159 122V124L161 125L160 126V130L162 131V129H163V131H165L166 129H165V127H167L169 124H171V126H172V129L174 128V130H175V127H177L179 124V122L178 121H180L183 117H182V115H183V113L182 114H180V116H181V118H180V120H177V118L179 117V115L177 116V118H176V115H174L173 116V113H171V112H173V111H176V110H173V109H170L169 108V110L167 109ZM176 106H174V108H175ZM213 107H215V109L213 108ZM217 107V108H216ZM243 107V108H242ZM95 108V109H96ZM101 108V109H100ZM172 108V107H171ZM184 108V107H183ZM182 108V109H183ZM50 109V108H49ZM57 109V110H58ZM74 109V110H73ZM137 109V110H136ZM161 109V108H160ZM175 109H177V108H175ZM181 109V111H183ZM191 109V108H190ZM199 109V111H197ZM250 109V110H249ZM89 110V109H88ZM100 110V111H99ZM104 110V111H103ZM149 110V109H148ZM212 110V111H213ZM245 110H247L248 111V114H247V111H245ZM39 111V112H38ZM44 111V110H43ZM90 112H91V109L89 110ZM106 111V112H105ZM110 111V112H109ZM137 111V112H136ZM170 111V112H169ZM177 111H179L178 109H177ZM191 111V110H190ZM195 111H196V113H195ZM240 111H241V113H240ZM251 111V112H250ZM104 113V115H103V113ZM108 112V113H107ZM112 112V113H111ZM147 112H150V111H147ZM180 112V111H179ZM41 114V115H39V114ZM74 113H77L76 114V116L74 115ZM139 114H140V111L138 112ZM204 113H207L206 111H204ZM238 113H239V115H238ZM175 114V113H174ZM191 114V113H190ZM24 115V116H23ZM152 115V116H151ZM199 115H200V113H199ZM202 115H203V112H202ZM202 115H200L201 117H202ZM243 115V116H242ZM89 116V117H88ZM172 116H173V118H172ZM199 116V117H200ZM253 116V117H252ZM195 117H197V116H195ZM195 117L193 116V118L195 119ZM199 117L197 118L199 121H200V119H201V117H200V119H199ZM240 117V118H239ZM242 117L244 118L245 117V119L243 120L242 119ZM251 117H252V119H251ZM50 120H49V119ZM150 118H148L149 120H150ZM157 118V119H156ZM203 118V117H202ZM25 119V120H24ZM147 119V121L148 122H150L149 120ZM151 119H153V118H151ZM169 119V120H168ZM179 119V118H178ZM242 119V120H241ZM250 119V120H249ZM253 119H254V121H253ZM22 120V121H21ZM31 120V121H30ZM33 120L35 121V122H33ZM175 120H177L176 122H175ZM235 120V119H234ZM66 121V122H65ZM113 121V122H112ZM253 121V122H252ZM28 122V123H27ZM33 122V123H32ZM87 122V123H86ZM147 122V123H148ZM165 122H166V124H165ZM247 122V123H246ZM30 123V124H29ZM55 123H56V121H55ZM169 123V124H168ZM173 123H175V125L173 126ZM177 123V124H176ZM180 123H181V121H180ZM52 124H54V122L52 123ZM57 124V123H56ZM56 124H55V126H56ZM65 124V125H64ZM119 124V125H120ZM155 124V123H154ZM158 124V125H159ZM164 125V127H163V125ZM168 124V125H167ZM74 125V126H73ZM83 125H85V127L83 128ZM140 125H141V123H140ZM254 124H252V127H253V130H255L254 129V126H253ZM27 126H28V128H27ZM56 126V127H57ZM67 126V127H66ZM155 126H157V125H155ZM154 126V127H155ZM235 126V125H234ZM25 127V128H24ZM31 127V128H30ZM69 127H72V128H69ZM77 127V128H76ZM159 126H157V128H158ZM170 127V126H169ZM178 127H180V125L178 126ZM229 127H231V126H229ZM33 128V129H32ZM60 128H62L63 130H61ZM89 128V127H88ZM21 129V130H20ZM28 129V130H27ZM168 129V128H167ZM233 128L231 127L229 130H227L226 131V136L224 137V138H222L221 139V142H220V144H223V146H224V144L225 143H227V142H229V141H232V140H234V139H232V137H234L233 136V130H232ZM31 130V131H30ZM33 130V131H32ZM39 130V129H38ZM74 130H72V132L74 131ZM80 130V129H79ZM159 130V131H160ZM173 130V131H174ZM180 130V129H179ZM232 130V131H231ZM75 131V132H76ZM156 131H158V130H156V127H155V132L154 133H158V134H160L159 132H156ZM162 131V133L161 134H164V132ZM167 131V130H166ZM176 131H177V128H176ZM168 132V131H167ZM169 132L171 133V134H174L175 133V131H174V133H172L171 132V128L169 129ZM168 132V133H169ZM179 132V131H178ZM177 132V133H178ZM254 132V131H253ZM253 132H252V128H251V134H253ZM25 133V134H24ZM30 134L31 133V135H32V137L34 138V139H32L31 141L33 142V143H27L25 140L27 139V138H25L26 137V135H28V134ZM36 133V134H35ZM175 134V136L177 135L178 136V134ZM182 133V132H181ZM181 133L179 134L180 136L179 137H177V140L179 139V142H180V144H183V146H185V149L186 150H189L188 152V154H187V162H186V164H187V166H191V167H195V166H198L199 167V169L201 170V172L202 173H200V171H198L199 173H200V175L199 176H201V174H203V172L207 169V167H209L210 165V168H214V166H215V164H217V163H219V165H220V161H217L215 164H214V166H213V164H211V160L210 159H200V161H199V159L198 160H194L195 158H193V159H191L190 160V158H192V157H194L195 155H193V154H195V145H194V142L196 141V140H198L197 139V137H196V139H195V136H193L192 138L190 137V135L189 134H185V135H188L189 136V138L187 137V136H185L184 134L183 135H181ZM23 134V135H22ZM33 134H35V135H33ZM90 134V133H89ZM99 134V136H97L98 138H100V139H102L103 137H104V135L102 136V133H101V131H98V130H96V129H93V134H92V136L91 137H93V136H95V135H98ZM160 134V135H161ZM25 135V136H24ZM31 135H30V138H31ZM105 135H107V133L105 134ZM126 135H128V134H125L124 136L125 137H128V136H126ZM194 135V134H193ZM196 135V134H195ZM232 135V136H231ZM29 136V135H28ZM161 136H163V135H161ZM9 137H11V138H9ZM42 137V138H41ZM106 137H108V136H106ZM125 137H123V138H125ZM129 137H130V135H129ZM128 137V140L130 139ZM184 137V138H183ZM186 137V138H185ZM14 138V139H13ZM98 138H96V140L98 139ZM122 138V137H121ZM153 138V137H152ZM55 139V138H54ZM60 139H63V138H60ZM66 139V138H65ZM90 139H92V138H90ZM90 139H88V141H90L91 143L92 142H96V140L94 141H92V140H90ZM99 139V140H100ZM162 139L165 141L166 139L164 138V137H162ZM189 139V140H188ZM194 139H195V141H194ZM8 140H12V141H15L16 143H17V146H21V147H23L22 145H24V148L22 149V151L21 150H18V149H20V148H18V147H16V148H18V149H12L10 152H11V155L12 154H14V155H8V153H7V149H8V147H7V149H5L6 148V146L5 145H3V142H7ZM57 140V138L54 140V141H56ZM58 140H59V138H58ZM64 140V139H63ZM126 140H127V138H126ZM127 140V141H128ZM152 140V139H151ZM163 140H160L161 142H163ZM226 140H228V141H226ZM252 140H253V142H254V138H251V145H252ZM260 140H264V139H260ZM19 141V142H18ZM29 141H30V139H29ZM30 141V142H31ZM41 141H43V142H41ZM45 141L47 142V141H49V142H47V143H45ZM67 141H69V140H66V143H67ZM98 141V140H97ZM123 141V140H122ZM131 141V140H130ZM130 141H128V144H129V142ZM153 141V140H152ZM151 141V142H152ZM52 144H51V143ZM89 142V143H90ZM124 142V141H123ZM154 142V141H153ZM170 142H172V141H170ZM186 142V143H185ZM1 143H2V146H1ZM15 143V144H16ZM23 143V144H22ZM25 143H27L26 145H25ZM57 143V142H56ZM56 143H54V144H56ZM66 143H59V144H56V145H60L61 146V144H66ZM88 143V145L90 146V144ZM127 142L125 141V143H124V145L126 144ZM159 143V142H158ZM157 143V144H158ZM196 143V142H195ZM230 143V142H229ZM228 143V144H229ZM238 143V142H237ZM19 144V145H18ZM46 144V145H45ZM93 144V143H92ZM96 144V143H95ZM94 144V145H95ZM127 144V145H128ZM171 144V143H170ZM197 144V143H196ZM219 144V146H220V148H222L221 146L222 145H220ZM48 145V146H47ZM50 145V146H49ZM126 145V146H127ZM88 146V147H89ZM121 146V148L123 147L122 145H120ZM5 147V148H4ZM39 147V148H38ZM56 146L54 145V148H55ZM61 147H63V146H61ZM92 147H94L93 145H92ZM91 147V148H92ZM95 147H96V145H95ZM193 147V148H192ZM241 147V146H240ZM239 147V145H237V148H240ZM26 148V149H25ZM48 148V149H49ZM57 148V150H58V146L56 147ZM63 148H65V147H63ZM63 148H60L61 149V151L62 150H64ZM219 148V149H220ZM245 147H241L240 149H239V151L241 152H239L238 154H237V157H239V156H242L243 154L245 155H250V157H251V155L252 154H250V152L249 153H246V152H248V151H246V150H243ZM1 149V148H0ZM3 149H5V150H3ZM35 149V150H34ZM43 149V148H42ZM59 149V150H60ZM98 148H96V150H97ZM123 149H124V147H123ZM127 149V148H126ZM245 149H247V148H245ZM16 150H18L17 152H16ZM37 150L39 151V152H37ZM56 149L54 150V154H55V151H57ZM58 150V151H59ZM90 150V149H89ZM88 150V151H89ZM93 150H95V149H93ZM122 150V149H121ZM223 150V149H222ZM243 150V151H242ZM4 151V152H3ZM6 151V152H5ZM15 151V152H14ZM43 151L45 152V150L43 149ZM125 151V150H124ZM176 151H177V149H176ZM245 151V153H243ZM256 151V150H255ZM9 152V151H8ZM48 152V151H47ZM122 152V151H121ZM125 152H127V151H125ZM125 152H122L123 154L125 153ZM175 152V150L173 149V151H171V153L173 154ZM178 152V151H177ZM176 152V153H177ZM194 152V153H193ZM223 152V151H222ZM254 152V150L251 152V153H253ZM6 155H5V154ZM32 153V154H31ZM37 153H39V154H37ZM49 153V155H50V153H52V152H48ZM89 154L91 153V154H93V151L92 152H88ZM179 153V152H178ZM216 153V152H215ZM224 153V156L226 157V160H227V163L228 162H230V161H232V159L234 158V154L230 151V150H228V155H226V153L225 152H223ZM23 154V155H22ZM25 154V155H24ZM56 154H58V153H56ZM88 154V155H89ZM171 154V155H172ZM175 154V153H174ZM192 154V155H191ZM23 157H22V156ZM48 155V154H47ZM48 155V157H50ZM245 155V157L244 158H246L247 156ZM12 157L11 159H12V161L14 160V162H12V164L10 163V161L9 160H11V159H9L8 160V157ZM26 156V157H25ZM54 157H55V155H53ZM57 156V155H56ZM59 156V155H58ZM177 156H179V154L177 155L176 154V156H174V155H172V156H170L171 158H173L174 157V159L172 160L171 159V161H176L177 162V160H178V158H177ZM18 157H20L19 159H18ZM38 157V158H37ZM85 157H87V155H85ZM175 157H176V159H175ZM180 157V156H179ZM29 158V159H28ZM17 159V160H16ZM34 159V160H33ZM39 160L38 162H37V160ZM56 159V158H55ZM85 159V158H84ZM246 159H249L248 157L246 158ZM2 160V161H1ZM31 160H32V162H34V163H32L31 162ZM128 160H129V158H128ZM188 160H190V161H188ZM235 160V159H234ZM238 160V159H237ZM242 160H243V156H242ZM24 161V162H23ZM125 161H127V160H125ZM130 161V160H129ZM192 161V162H191ZM194 161V162H193ZM198 161V162H197ZM210 161V162H209ZM31 162V163H30ZM48 162V161H47ZM46 162V163H47ZM207 162V163H206ZM238 162H239V160H238ZM9 163V164H8ZM37 163H39V164H37ZM54 163V162H53ZM71 163H72V161H71ZM71 163H69V165L71 164ZM74 163L75 162H73L72 164H71V168L70 169H72L73 168V166H75L74 165ZM99 164H100V162H98ZM102 163V162H101ZM131 162H129V163H127V164H130ZM175 163V162H174ZM199 163H201V165L199 164ZM241 163V161L239 162V164ZM243 163V162H242ZM241 163V164H242ZM23 164V165H22ZM45 164V163H44ZM54 166L55 167V169L51 166ZM126 164V165H127ZM189 164V165H188ZM195 164V166H193ZM197 164V165H196ZM208 164V165H207ZM238 164V166H240ZM2 165V166H1ZM16 165V166H15ZM19 167H18V166ZM21 165V166H20ZM85 165V164H84ZM102 165H105L104 164V162H103V164ZM16 168L17 167V171H16V169L14 170V171H12L13 169H14V167ZM42 166V165H41ZM51 166V167H50ZM99 166H101V164L100 165H98V168H99ZM106 166V165H105ZM105 166H103V168L105 167ZM118 166V165H117ZM132 166V165H131ZM201 166H204V167H201ZM207 166V167H206ZM57 167V168H56ZM70 167V166H69ZM84 167V166H83ZM86 167V166H85ZM120 167V165L118 166V168ZM129 167V166H128ZM201 167V168H200ZM220 167V166H219ZM218 167V169H220ZM4 168V169H3ZM27 168V169H26ZM43 168H45V169H43ZM50 168H51V170H52V168H53V170L52 171H50ZM101 168H102V166H101ZM117 168V167H116ZM115 168V169H116ZM58 169V170H57ZM123 168H122V166H121V171H120V168H119V170L117 169V171L115 170H113L112 171V175H114L113 177H114V179H116V177H117V179L116 180H119V178H121V176L120 175H122V177H124L125 176V174H124V176H123V173L122 174H120L123 170H122ZM124 169H126L125 167H124ZM198 169V170H199ZM203 169V170H202ZM221 169H223V168H221ZM57 170V171H56ZM63 170H66V171H64L63 172ZM75 169L73 168L72 169V171H74ZM132 170V169H131ZM177 171H176V174L175 175H177V173H178V169H176ZM16 171V172H15ZM45 171V172H44ZM172 175L174 174V172H175V168L174 169H172ZM30 172V171H29ZM52 172V173H51ZM54 172H55V174H54ZM116 173V177H115V173ZM126 171H124V173H125ZM132 172V171H131ZM66 173L68 174V175H66ZM26 174V175H25ZM33 174V173H32ZM126 174H128V173H126ZM5 175H6V177H5ZM9 175V176H8ZM46 175H47V177H46ZM63 175H64V177L65 178H63ZM70 175V176H69ZM129 175V174H128ZM127 175V176H128ZM174 175V176H175ZM28 176V177H27ZM62 176V177H61ZM127 176H125V177H127ZM130 176H132V175H130ZM199 176H197L199 179H197L196 178V180L195 181H193L194 183L195 182H197V183H193L192 182V184H191V186L192 187H189L187 190H186V192H185V194L187 193H189L188 195H190V196H194V195H197V193H198V191H199V194H200V192H202L203 191V189L201 188L202 187V182L201 181H203L202 179H203V177L201 178V177H199ZM34 177H32V178H34ZM129 177V176H128ZM175 177H177V176H175ZM27 178V179H26ZM42 178V179H41ZM60 178H63V180L62 179H60ZM72 178V179H71ZM66 179H70L69 181L68 180H66ZM113 179V180H114ZM123 178H121V180H122ZM125 179V178H124ZM123 179V180H124ZM140 180L141 179H144L143 177L142 178H139ZM32 180V179H31ZM47 180V181H46ZM120 180V181H121ZM127 180H129V178H127ZM126 180V181H127ZM130 180H131V178H130ZM129 180V181H130ZM198 180V181H197ZM23 181V182H22ZM119 181V182H120ZM125 181V180H124ZM8 182V183H7ZM61 182L63 183V184H61ZM75 182V181H74ZM119 182H117V184H120V187L122 186V183H119ZM131 182V181H130ZM129 182V183H130ZM22 183V184H21ZM32 183V184H31ZM35 183V184H34ZM52 183V184H53ZM101 183V182H100ZM115 183H116V181H115ZM127 183V182H126ZM123 184V188H124V185H125V188H127L126 187V185H129V183H127V184ZM259 183H261L262 185H264V178H262L261 180H260V182ZM3 184V185H2ZM6 184V185H5ZM40 184V185H39ZM41 184H42V186H41ZM45 184H47V185H45ZM51 184V185H52ZM53 184V185H54ZM60 184H61V186H60ZM69 184L67 185V187L69 186ZM74 184V183H73ZM201 184V185H200ZM45 187H44V186ZM52 185V186H53ZM194 185V186H193ZM51 186V187H52ZM74 186V185H73ZM76 186V185H75ZM118 186V185H117ZM48 187V188H47ZM66 187V186H65ZM69 187H71V186H69ZM98 187H99V185H98ZM197 187V189H195ZM200 189H199V188ZM6 188H8V185H7V187ZM44 188V189H43ZM54 188V187H53ZM73 188V187H72ZM82 188V189H81ZM100 188V187H99ZM116 188H118V187H116ZM116 188L114 189V190H116ZM122 188V190H124V191H126L125 189H123ZM143 188H145V187H143ZM191 188H193V189H191ZM5 189V190H4ZM43 189V190H42ZM68 189V188H67ZM195 189V190H194ZM202 189V190H201ZM122 190H120L121 191V193H122ZM180 190V192L178 191V189L176 190V191H174V192H171V194L169 193V192H164V195L166 196V199H168L169 201H171L172 199L173 200H175V198H176V200H175V204H176V208L177 207H179L178 209L180 210V211H182V209H184V207L187 205V203H186V205H185V198H182L181 200H179L180 199V193H181V191H183V189H179ZM192 190V191H191ZM201 190V191H200ZM44 191V192H43ZM48 191V192H47ZM112 191V190H111ZM124 191H123V194H124ZM131 191V190H130ZM185 191V190H184ZM191 193H190V192ZM193 191H194V193H193ZM3 192H5V194L3 193ZM81 192V193H80ZM113 192V191H112ZM127 193L129 192V190H127L126 191ZM195 192H197L196 194H195ZM32 193V192H31ZM78 193V194H77ZM109 193V192H108ZM107 193V194H108ZM132 193V192H131ZM130 192H129V194H131ZM174 193H176V194H174ZM4 194V195H3ZM7 194V195H6ZM37 194V195H38ZM106 193H104L103 194V197L101 198L102 199V201L105 203V200L103 199L104 198V195H105ZM111 193H109L108 195H106V196H108L109 197V199H110V196L112 195H110ZM120 194V193H119ZM126 194V193H125ZM124 194V195H125ZM193 194V195H192ZM3 195V196H2ZM7 196V197H4V196ZM51 196V197H49V196ZM72 195H74V196H71ZM84 195V196H83ZM122 195V194H121ZM174 195H175V197H174ZM188 195H186V197H189ZM199 196V195H198ZM197 196V197H198ZM12 197V196H11ZM44 197V198H43ZM196 197V196H195ZM194 197V198H195ZM47 198V199H46ZM82 198V200H79V199H81ZM84 198V199H83ZM106 198V197H105ZM119 198V197H118ZM117 198V199H118ZM13 199H14V197H13ZM44 199V200H43ZM78 199V200H77ZM86 199V200H85ZM107 199V198H106ZM112 199L113 200H115L114 198H111L109 201H108V199H107V201H108V204L109 203H111L112 202ZM48 200V202H45V201H47ZM49 200H50V202H49ZM85 200V201H84ZM141 200V199H140ZM196 200V199H195ZM16 201V200H15ZM65 201V202H66ZM76 201V202H75ZM107 201H106V203H107ZM142 201V200H141ZM245 202H244V204H245V207H247V214H237V222H238V219L240 218V217H242V219H244L245 221H250V220H254V221H256L257 222V230H255L252 234H250L248 237H246V235L244 234L243 235V241H244V243L242 244V247H244L245 245H249V246H255V245H257V244H260V243H262V242H264V214H259V212L260 211H262V210H264V201H262L260 204H253V203H251V201L250 200H244ZM27 202V201H26ZM83 202H85V204H83ZM28 203V202H27ZM43 203V204H42ZM47 203H50L49 205L47 204ZM71 204V205H70ZM143 204H146V201H145V199H144V201L143 202H141L140 203V206L139 207H141ZM2 205H4L3 207H2ZM42 205V206H41ZM19 206V204L17 205V207ZM71 206V207H70ZM78 206V207H77ZM240 206H242V204H239V203H237V207H240ZM5 207V208H4ZM10 207V208H9ZM16 207V209H18ZM62 207V206H61ZM79 207H81L82 208V210L84 211H82L83 213H84V215L83 214H81L80 216H75L74 217V215H71V214H69V212L71 213V211L73 210H71L70 211V208H75V210L77 209V208H79ZM4 208V209H3ZM51 208V209H50ZM66 208V209H65ZM138 208V207H137ZM153 209V207L151 206L150 208H148V210H145L144 212H143V214H138V215H140V218L143 216V218L146 220V222H145V224L146 225H148V223H149V225L151 224V225H153L154 227L152 228V226L150 227L149 225V229L151 228L152 230L155 228V227H161V226H163V221L165 220V218H168L169 217V214H160V215H162V217H160V215L158 214L157 216L156 215H153L152 213L154 212V209ZM10 210L9 212L8 211H6V210ZM68 209V210H67ZM80 209V208H79ZM79 209H77L76 211H80ZM90 209V210H89ZM92 209V210H91ZM30 210V208H28V211ZM64 212L63 214H62V211ZM98 210V209H97ZM80 211V212H81ZM90 211V212H89ZM99 212H100V209L98 210ZM97 211V212H98ZM47 212V213H46ZM74 212V211H73ZM94 212V213H93ZM98 212V213H99ZM7 213V214H6ZM46 213V214H45ZM49 213V214H48ZM111 213V212H110ZM145 213V214H144ZM149 213V214H148ZM113 214V213H112ZM112 214H108V215H106V216H108V217H110L109 219H115V217H111L112 216ZM153 215L152 217H151V215ZM38 215V216H37ZM59 216V218H57L58 216ZM75 215H77V214H75ZM94 215H96V214H94ZM97 215H99V214H97ZM96 215V216H97ZM7 216V217H6ZM56 216V217H55ZM84 218H83V217ZM101 215H99V216H97V217H95V219L97 218L98 219V221H99V217H100ZM106 216L104 217V215H103V217L101 216V218L102 219H104V218H106ZM113 216H114V214H113ZM195 219H199V215L197 216V214H195ZM1 217H3V218H1ZM81 217V218H80ZM139 217V216H138ZM12 218V219H11ZM28 218H31V220H29ZM56 218V219H55ZM89 218V219H90ZM151 218V219H150ZM15 219V220H14ZM59 219V220H58ZM88 219V218H87ZM108 218H106V220H107ZM164 219V220H163ZM198 219L196 220V221H198ZM200 219H201V217H200ZM6 220V221H5ZM61 220V221H60ZM101 220V219H100ZM105 220V219H104ZM144 220V221H145ZM148 220V221H147ZM151 220V221H150ZM2 221V222H1ZM80 221V222H79ZM91 221V224L93 225V223H94V221L95 220H90ZM97 221V220H96ZM102 221V220H101ZM152 221H154L155 222V224L152 222ZM176 221V223H177V220H175ZM204 221V220H203ZM12 222V223H11ZM81 222H83V223H81ZM93 222V223H92ZM100 222V221H99ZM98 222V223H99ZM140 222V221H139ZM150 222H152V223H150ZM165 222V221H164ZM205 222H207V221H205ZM60 223H62L61 225L62 226H59V224ZM79 225H78V224ZM98 223H96V224H98ZM161 223V224H160ZM174 223V222H173ZM185 222H181V224H180V222H178L177 224H180V226L182 225V224H184ZM81 224H84L83 226H82V228L83 229H80L81 227ZM61 227V231L62 230H65L66 229V231H59V232H61L62 234H60L62 237H64L65 235H66V237H65V239L63 238V243H62V241L60 240V235H59V233L58 232H56L57 230H59V227ZM69 226V227H68ZM20 227V228H19ZM28 227V228H27ZM85 227V226H84ZM54 228H56L57 230H54L53 231V229ZM70 228H72V229H70ZM77 228V229H76ZM93 228H95V226H93ZM3 229V230H2ZM10 229V230H9ZM245 230L247 229V227L246 228H244ZM19 230V231H18ZM48 230V231H47ZM68 230H70V231H68ZM45 231V232H44ZM49 231H51V233L49 232ZM41 232V233H40ZM55 234H54V233ZM68 232H69V234H68ZM71 232V233H70ZM15 233V234H14ZM33 233V234H32ZM46 233H49V234H46ZM63 233H65V234H63ZM67 233V234H66ZM75 233V234H74ZM79 233H80V231H79ZM0 234V235H1ZM39 234V235H38ZM57 234H58V236L60 237H58L57 236ZM1 235V236H2ZM21 235V236H20ZM36 235V238L37 239H35L36 240V242L35 241H33V242H35L34 243V245L36 244L37 245V242L39 241V240H43L44 239V237H48V242H47V246H44V249H42V250H40L39 249V247H37L38 249H33L34 247H33V245H32V247H29V244H30V246H31V242H32V238L34 237ZM45 235V236H44ZM51 235V236H50ZM52 235H56L57 236V241H56V239H55V237H53V239H52ZM67 235H68V239L70 240H68L67 239ZM73 235V236H72ZM238 235V234H237ZM5 236H8L6 239H5ZM33 236V237H32ZM70 236H72V237H70ZM32 237V238H31ZM42 237V239H38V238H41ZM50 237H51V239H50ZM1 238V237H0ZM16 238V239H15ZM26 238H27V240H26ZM35 238V237H34ZM58 238H59V240H58ZM2 239V238H1ZM1 239H0V241H1ZM24 239L26 240V241H28V242H25V244H24ZM50 239V240H49ZM20 240H22V242L20 241ZM38 240V241H37ZM46 240V241H47ZM52 240V241H51ZM49 241L51 242V243H49ZM61 241V242H60ZM66 241H68V242H66ZM246 241V242H245ZM43 242H44V240H43ZM42 242V243H43ZM53 242V243H52ZM55 242V243H54ZM14 243H15V245H16V247L14 246ZM39 243H41L40 241H39ZM41 243V244H42ZM45 243V242H44ZM43 243V244H44ZM24 244V245H23ZM58 244V245H57ZM60 244V245H59ZM64 246H63V245ZM106 244L108 245V243H104V244H102V245H105L106 246ZM1 245V244H0ZM7 245V246H6ZM8 245H10V247H8ZM35 245V246H36ZM49 245V246H48ZM50 245H56V246H58V247H56V246H54V247H52V246H50ZM133 247H134V245H135V243H132L131 244ZM14 248H13V247ZM23 246H24V248H23ZM131 246V249L133 250V247ZM12 247V248H11ZM28 247H29V249L31 248V249H33L34 251H32V250H30L29 251V249H28ZM78 247V246H77ZM2 248L0 247V249H1V251L0 252H3L2 251ZM5 248H6V250H5ZM8 248H10V249H8ZM21 248L23 249V250H21ZM42 248H43V246H42ZM50 248H52L51 250H50ZM56 248H58L57 250H56ZM103 248H104V246H103ZM14 249V250H13ZM16 249V250H15ZM27 249V250H26ZM54 249V250H53ZM72 249H76L75 247L74 248H72ZM86 249V248H85ZM130 249V248H129ZM130 249V250H131ZM9 250V251H8ZM24 250L26 251L25 253H24ZM44 250H46V252H47V250L49 251V252H53V253H49L48 254V252L46 253ZM104 250V249H103ZM132 250H131V254H130V256L133 254V252H132ZM8 251V252H7ZM22 251V253H21V255H20V259L19 258H17L18 257V255L20 254L19 252H21ZM36 251V252H35ZM58 251V252H57ZM61 251H63L64 253H65V255L63 256V253L61 252ZM106 251V250H105ZM33 252V253H32ZM44 252L46 253V254H44ZM69 252H70V250H69ZM80 252V253H79ZM130 252V251H129ZM129 252H127L126 254H127V256H128V254H129ZM19 253V254H18ZM36 253V254H35ZM56 253H55V255L54 256H56ZM82 253V254H81ZM105 253V252H104ZM1 254V253H0ZM30 254H32V255H30ZM34 254V255H33ZM66 254H67V256H66ZM70 254V255H69ZM81 254V255H80ZM7 255H6V257H7ZM12 256V257H11ZM36 256H37V258H36ZM42 256H43V258H42ZM25 257V258H24ZM52 257V256H51ZM23 258V259H22ZM30 258V259H29ZM46 258V257H45ZM44 258V259H45ZM46 258V259H47ZM50 258V257H49ZM49 258H48V260H46L47 262H51V261H49ZM58 258V259H57ZM59 258H60V260H59ZM74 258H76V259H74ZM128 258H131V257H128ZM7 259V261H5ZM31 261H29V260ZM53 259H54V257H53ZM52 259V260H53ZM3 260V259H2ZM38 260V261H37ZM51 260V259H50ZM62 260V261H61ZM86 260V261H85ZM130 260V259H129ZM35 261V262H34ZM20 262V263H19ZM55 262V261H54ZM90 262V263H89ZM0 263V264H1ZM52 263V262H51ZM50 263V264H51ZM57 263V262H56ZM55 263V264H56ZM46 264V263H45ZM237 264H244L241 260H238L237 261ZM249 264V263H248ZM250 264H253V263H250ZM262 264H264V263H262Z\"/></svg>", "mask_w": 264, "mask_h": 264}]
</instances>
